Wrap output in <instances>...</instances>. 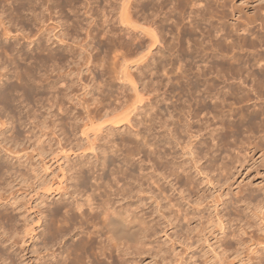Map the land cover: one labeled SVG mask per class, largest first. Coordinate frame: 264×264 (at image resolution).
Wrapping results in <instances>:
<instances>
[{"label": "bare ground", "instance_id": "obj_1", "mask_svg": "<svg viewBox=\"0 0 264 264\" xmlns=\"http://www.w3.org/2000/svg\"><path fill=\"white\" fill-rule=\"evenodd\" d=\"M12 1H14V5H15V1L16 0H12ZM18 1V0H17ZM20 1H22V0H20ZM36 1V0H35ZM39 1H41V0H39ZM39 1H37L36 3H38ZM54 1V0H53ZM56 1V0H55ZM59 1V0H58ZM57 1V2H58ZM92 1H94V0H92ZM91 1V2H92ZM97 1H99V0H97ZM96 1V2H97ZM101 1V0H100ZM104 1H106L104 4L107 6V8H108V5H109V10H110V12H107L106 10H103V9H105L106 8V6L104 7V6H101V8H102V13H101V15H103V20H102V22L100 21L101 19H100V17L98 18V16H101L100 14L98 15V10H100L99 8H97V7H99L97 4V6H96V8L98 9H96V11H97V13L95 12H91V2L90 1H86L87 3H86V7L84 8V12L83 13H81L80 11H79V9H77L78 7V3L80 2V0H66V5L67 6H71V7H69L71 10H70V12H72L73 13V18H70L71 17V15H72V13H71V15H70V12L69 13H67V15H65L66 17L68 16H70L69 18L70 19H72L71 21H72V27L71 26H69V24H71V22H70V20L68 19L67 20V18H66V22L67 21H69V24L68 23H66V24H68V27L70 28H72V30L71 31H66V33L68 32H75V37H76V35H77V37H79V36H81L82 35V38L80 37V39H78L79 41H75L76 39H75V37L73 36V34H72V36L74 37H71L70 35V37H71V39H73L75 42H74V44L75 43H77V45H78V47H77V51L78 52H76V48L75 49H72V48H70V47H72V46H69V48H66V57H68L67 59H66V61L69 59V57L71 58L70 59V61H71V63L72 64H74V66L73 65H71V64H68L69 63V61L66 63V64H68L69 66H72V68H74V70L73 71H70L68 74H69V77H70V75H71V77H72V75H75V77H73V79L71 78V80L70 79H68V81L70 80V82L73 80V82H71V83H69L68 81V83H69V85L71 86L73 83H76V84H73L72 85V87L75 89V88H77V89H75V91H74V89H70L69 87L70 86H67L66 85V127L68 128V130H69V134H68V136H67V134H66V150H64V147H63V140L62 139H58V137L56 138V143L55 144H57V146H58V148H59V150H52L51 152L50 151H48L47 150V152H46V150H44L45 148H43V144L45 143V142H47V140L49 139V142L50 141H53V133H56L55 132V130H56V127L58 126V124H57V122H56V118H55V121H53L52 123V125H47V120H41V121H35L36 119H35V117L33 116V117H31L30 118V116L29 115H27L28 117H29V124H31V126H34V127H38L39 126V131L38 132H33V131H30V132H32L31 133V136H28V139H27V141H28V145H25L24 144V147H21V149H22V151H24V154L26 155L27 153H28V150L30 149V147H31V149L33 148V150L32 151H37V155H39L40 156V160H41V164H38L39 163V157H37V165L34 167L33 165L31 166V161L30 162H28L27 161V163L25 162V161H23L22 162V160H21V158H23L24 156H20V152H18L17 150H16V148H19V146L22 144L21 142H20V139L18 138V140L17 139H12V140H7L6 138H4V137H1V136H3V133H2V131L0 130V149L2 150H5V153L4 154H2V151L0 150V264H29V262L31 261V262H35L36 261V264H48L49 263V261L47 260L46 261V257L48 256V253H47V255L45 256V255H43V253H42V255H40V256H35L34 257V259H33V257H30V258H26V256H27V254L29 253V251L30 252H32V254L34 255V252L36 253L37 251H38V248H33V246L36 244L35 242H34V240L37 238H40V237H43V239L42 240H44L45 239V241H43L42 242V244H44V246L46 247H48V245L49 244H51L52 242H54V241H56V240H58V238L60 239V238H62L63 236H65V234H66V264H125L124 263V260H126L125 258H126V256L127 255H129L130 254V251H131V249H135L136 247H137V245H136V243H137V237L141 234V236H143L142 237V241H140L139 240V242H141L140 243V247H148V246H150V248H151V245L153 244V242L155 241V236H156V234L157 233H159V232H156V229H157V225H158V228L160 227V230H161V232L162 233H164V235L166 236V240H172V239H176V240H179L180 242H183L184 244H187V245H189V247H191L192 246V244H190L191 243V240H192V238H193V229H194V231L196 230V227H194V225L193 224H195L196 223V225H197V222H196V220H197V216H199L198 214H201L202 212H203V210L204 209H206V208H213V210L211 209V211H209V213H210V215L208 216L207 215V219H208V221H209V223H210V226H214V224H218V226H220V231H221V233L222 234H224L225 232V227L226 226H224V220H223V217L225 216V213L224 214H222L221 215V213H222V211L225 209V207L224 208H222L223 210H221V209H219V204H216L215 203V205H210V204H208L209 202H207L206 204H205V202H206V200H208L207 198L208 197H212L213 198V194H212V192L210 193L211 195H207V194H209V193H207L209 190H212V189H210L209 187H208V185L209 186H213V185H215L214 187H216L217 185L219 186L220 184H222V183H220L219 184V181L217 180V181H215L216 179H214L213 178V176H211V171L213 170H211V168H212V166H211V161H212V159H214V152H213V150L212 149H214V148H212L211 146L213 145V143H212V145L210 144L209 145V143H211V142H209L208 143V145H204V143L208 140H206V137H207V135H208V137L207 138H209L210 140H212V141H218V138H220L222 135L223 136H225V135H227V132H225L224 133V129L223 130H220V128L222 129L223 128V126L221 127V125H223V124H225V123H227V125H232V126H235L234 125V122L235 123H237V127H238V123H240L239 125H243L244 127H245V123H250V124H253V123H257L255 120H259V122L262 120V122H263V124H264V104H263V106L261 105V107H260V109L258 108V110H256V109H254L255 111H253V109H252V111L251 110H249V111H251L250 113H249V111L246 113V114H248V115H245V112H243V111H245V105H244V108L245 109H243L242 107L243 106H241V108H239L241 111H242V113L247 117H245L242 113H241V111H240V113L242 114V115H240V116H242V118L244 119L243 121L245 122V120L246 119H248L247 120V122H245V123H243V124H241V121H237V120H235L234 121V119L233 118H237L236 117V115H232V114H230V112L231 113H233L234 111H235V108L236 107H238V105H240V104H238L237 105V103H235V105H237L236 107H233V106H231L230 105V103H232V105H234L233 103L234 102H227L226 103V100L227 99H229V98H227L226 99V95H230L232 98L231 99H233V97L235 98V99H240L241 97H242V100L244 99L245 100V102H247V100L248 101H250L249 99L250 98H252V97H256L257 99L260 97V98H263L264 96V35H263V33H257L258 35H256L255 37H256V39L254 38V36H253V39H252V41L254 40L255 41V46H254V48H253V45H252V48L253 49H255V47H258L257 48V50H255V51H257L256 53H255V57H254V55H252L251 57L252 58H250V56L247 58L246 57V59L244 58L243 59V57L241 58V59H243V61L242 60H240L238 63H237V65H236V63L235 62H233V64H232V66L231 67H233L234 69H235V65L237 66V67H239V71L241 70V72L242 71H244V69H245V71L247 72H242V73H240L242 76L240 77V75L239 74H237L236 72H238L236 69L234 70V71H236L235 73L237 74V75H239V76H236V75H234V77H237V80H242V78L244 77V80H242L243 82H245V83H243L244 85L246 84H250L248 81V83L246 82V80H248V78H250V79H252V76H254L253 77V79H255V80H253V81H255V82H253V84H252V82H251V86H247V87H249V89L247 90V88L245 87V88H241V86L239 87V85H240V83L239 82H237V83H239V85L237 86V87H235V86H233V84H232V86L231 87H229L230 88V90H228V92L227 93H229V94H227L226 92H224V94H223V97L220 95V94H218V93H220L219 92V90H225V89H228V87L226 88V86L225 85H223V86H225V87H222V89H221V87H220V84H219V86L217 85V83H219V82H222L223 80L222 79H224V78H226L225 76H227L225 73H227L228 74V78L226 79V80H229L230 79V77H231V75H230V77H229V73H228V70H230L229 69V65H228V62L226 63V62H224V63H226L229 67H228V70L227 69H225V70H227L226 72H224L223 71V73L225 74V76H224V78H222L223 76H220V77H218V75L219 74H217L216 73V71H213V72H215L216 73V76H215V74L213 73V72H211L212 71V69H211V71H208L209 70V68H212L214 65H213V63L211 64L210 62H212L213 60H215L214 58L212 59V58H210L211 57V54H210V52H208L206 55L204 54L206 51H208L209 50V48H208V50H203L204 48L205 49H207L206 48V46H204V45H207V43L209 42V43H217L218 45H216V44H210V45H212L211 47H213L212 48V50H214V48L215 47H217V49H216V52H220V51H217V50H219V49H222V47H223V49L225 48V46H223L224 44L226 45V42H228L229 40L228 39H230L231 37V35H232V37H233V33L230 35V33L231 32H229V30H228V28H229V24H227V21H225V23H224V21H220L221 19H222V17H225V16H227V14L229 13V10H230V12L231 13H229V14H232V17H235V16H237V13H240V11H238V10H236L235 8H233V6L231 5V3H232V1L233 0H143L146 4H145V8H144V11H146V15H145V18H146V20H147V24H148V28L145 26L146 25V23L144 22V20H145V18H143L144 16H143V13H141V12H143V11H141V9L138 7V10L139 11H141V12H139L138 10H136V11H132V12H134V13H136L137 12V14H139V13H141V17H142V19H144V20H142L141 19V17H139V15L137 16V17H139V19H138V21L135 19V20H133V15H135L136 16V14H134L133 13V15H131V5H134V4H138L139 3V1H141V0H103L102 2H104ZM118 1H119V5H121V6H119V5H116L117 3H118ZM6 2V1H5ZM25 2H28L27 0L25 1ZM24 2V3H25ZM44 2V4H45V2H46V0H44L43 1ZM43 2H42V4H43ZM49 2V0L47 1V3ZM76 2H78L77 4H76ZM143 2V3H144ZM13 3V2H12ZM16 3H18V2H16ZM20 3H22V2H20ZM20 3H18V4H16V6H18ZM28 3H31V5L29 4V6L30 7H28V6H26V7H28V8H31L32 7V5H33V3H34V1L32 2V0H29V2ZM35 3V4H36ZM41 3V2H40ZM50 3H53V2H50ZM63 3V2H62ZM62 3H60V4H62ZM94 3L95 2H93V5H94ZM98 3V2H97ZM107 3V4H106ZM233 3H234V1H233ZM1 4V3H0ZM9 4V3H8ZM27 4V3H26ZM25 4V5H26ZM39 4V3H38ZM38 4H36V5H38ZM42 4H40L41 5V7L43 6ZM59 4V5H60ZM80 5V7H81V3H79ZM90 4V6L91 7H88V5ZM99 4H101V2L99 3ZM103 4V3H102ZM140 4V3H139ZM24 5V4H23ZM23 5H21V6H23ZM50 5V4H49ZM65 5V4H64ZM65 5V6H66ZM114 5H116V6H114ZM144 5V4H143ZM142 5V6H143ZM10 6V4L8 5V7ZM11 6H12V4H11ZM20 6V7H21ZM39 6V5H38ZM37 6V7H38ZM46 7L48 6V4L47 5H45ZM54 6H55V2H54ZM61 6V5H60ZM117 6H119V7H121L119 10H118V7ZM138 6V5H137ZM140 6V5H139ZM235 6V5H234ZM2 7V6H1ZM3 7H4V5H3ZM14 7V9H16V8H20L19 6L18 7H16L15 8V6H13ZM13 7H9L10 9L12 8L13 9ZM26 7H24L23 6V8H25L24 10H27V8ZM35 7V5L33 6V8ZM56 8H57V6H55ZM54 7V8H55ZM62 7V6H61ZM111 7V8H110ZM117 7V8H116ZM141 7V6H140ZM236 7V6H235ZM22 8V7H21ZM20 8V9H21ZM82 8V7H81ZM93 8H94V6H93ZM133 8V7H132ZM135 8V7H134ZM143 8V7H142ZM4 9L5 8H3L2 10L4 11ZM11 9V10H12ZM32 9V8H31ZM31 9L30 10H27V11H30V13H31ZM42 9V10H41ZM45 9H48V8H45ZM59 9H61V8H59ZM65 9V8H64ZM77 9V10H76ZM2 10H0V11H2ZM7 10L9 11V9L7 8ZM10 10V11H11ZM17 10V9H16ZM14 11V10H12V11H14V12H18L17 14L15 13H13L14 14V16L15 15H17V17L20 15V17L21 16H23L22 14H19L20 13V11H21V13H22V11L24 12V10H17V11ZM33 10V9H32ZM37 10H39L38 11V14L40 15L41 13H42V11L44 10L43 8H37L35 11H37ZM55 9H53V11H54ZM108 10V9H107ZM133 10V9H132ZM143 10V9H142ZM7 11V12H8ZM34 11V10H33ZM34 11V13L37 15V12H35ZM57 11V10H56ZM67 11H68V9H67ZM66 11V12H67ZM104 11H106V12H104ZM114 11H119V14L117 13V15H116V12H115V14H114ZM4 12H6V10L4 11ZM3 12V13H4ZM6 12V13H7ZM40 12V13H39ZM44 12L45 11H43V14H44ZM48 12V11H47ZM46 12V13H47ZM63 12V11H62ZM264 7H262V9H260V10H253V13H252V15L250 14L251 12H249V17L247 18L248 19V21L251 23V22H254V21H256V22H258V17L259 18H262V20L261 21H264ZM2 13V12H1ZM2 13V14H3ZM28 13V12H27ZM33 13V12H32ZM49 13V12H48ZM50 13H52L53 14V12L51 11ZM49 13V14H50ZM54 13H56V12H54ZM100 13V12H99ZM2 14H0V15H2ZM5 14V13H4ZM9 14H10V12H9ZM8 13H7V16L9 15ZM25 14H26V11H25ZM24 14V15H25ZM43 14H41V15H43ZM51 14V15H52ZM58 14V13H57ZM69 14V15H68ZM218 14H220L222 17L221 18H219L218 17V19L217 18H215ZM228 14V15H229ZM11 16H12V12H11V14H10ZM9 15V16H10ZM40 15V16H41ZM59 15V14H58ZM58 15L56 16L57 17V19H58ZM119 15V16H118ZM168 15V16H167ZM220 15H218V16H220ZM2 16H4V15H2ZM8 16V17H9ZM53 16V15H52ZM51 16V17H52ZM115 16H117V17H115ZM131 16H132V20L130 21V19H131ZM167 16V17H166ZM231 16V15H230ZM239 16V17H238ZM237 17H238V21L236 22L238 25H240L241 23L240 22H244V23H247L248 21H240L239 20V18H241V16L242 15H238ZM1 17V16H0ZM29 18V15L28 16H26V18ZM31 17V16H30ZM37 17H39L38 15H37ZM41 17H43V16H41ZM54 17H55V14H54ZM56 17L54 18V19H56ZM14 18H16V17H14ZM40 18V17H39ZM65 18V17H64ZM101 18H102V16H101ZM171 19V21H172V19H175V22H173V23H175V27L176 28H174V29H177L178 27H179V30L177 29V30H171V27H168L167 25H166V21L164 22L165 23V25H166V28H168V30H171V31H175V32H177V33H179L180 31L182 32L183 31V29H181L180 30V28L182 27V28H184V29H186L187 27H185V26H187V25H183V26H181L180 27V25H182V24H186V23H184V21L186 20V22H189V24H188V26H190V25H193L194 27V30H196V28H197V32L199 31V33H201V36H200V38H197V41H194V42H197L198 44H199V46L200 45H202L203 44V48H202V46H201V49L203 50L202 51V55H205V59H206V56L208 57L209 55H210V57H208L209 59V61H207V59L206 60H204V58L202 59L200 56H199V52L201 51V49H199L200 51L199 52H194V53H196L195 55L199 58H201V60H199L192 52V54H193V56H195L197 59L196 60H193L194 58H193V56H191L193 59L191 60V58H189L188 56H185V58L187 57V58H189V59H185V61L183 62V66H184V69L187 67V66H190V65H196L197 67H198V69H200L199 70V72H198V74H196V73H194L193 71H194V69L195 68H192L193 70H192V72H188L189 74H190V76L191 77H189L190 79L192 78V74H195L194 76H197L198 75V77L197 78H195L194 76H193V78H195V81L196 80H198V82H200L199 80H202L201 82H204V85L205 84H207V85H209L211 88H213V90L215 89V90H217L215 87H220V89H218V93H216L217 91H215V92H213V91H211L212 89L211 88H209V87H206V90L207 91H205L204 90V87L199 83V85L200 86H202L203 87V90H204V92H205V96H206V98L208 99V97L210 98V100L208 101V102H206L205 100H206V98H204V97H200L199 95V97L200 98H203V100L204 101H201L200 100V98H199V100L201 101V102H203L202 103V105L200 106V109H199V104L198 103H196V104H198V106L196 105V107H198V108H195L194 106H192L191 107V105L189 106V103L188 104H186L187 106H184V105H182L183 104V102H185V101H183L182 102V98H181V102H182V104L180 103V105L181 106H179V104L178 103H175L176 101H171V92L170 91H172V89H171V87H172V84H176L177 82H178V80H180V78L178 79V77L179 76H177V75H182L183 76V73L181 74H179V71H184V70H179L178 71V67H176V69H174V67H172V66H170L169 65V63H168V65H169V67L170 68H173L174 70L172 71V72H174V71H176V73L174 72V73H172V74H177V72H178V74L177 75H175V76H172L171 75V70L172 69H170V68H168L167 67V61H166V57L164 56V54H161L160 53V48H159V50H158V46H157V52H159L161 55H160V57L158 58V56L156 55L157 53H155V52H152V51H148L147 49L149 48V50L151 49L150 48V46L152 47V48H154V47H156L155 45L158 43V41H159V36L157 37V35H159L158 33H157V28L158 27H160V28H162V27H164V26H162L161 24H164V23H162L163 22V19ZM186 18H188V21H187V19ZM226 18V17H225ZM3 19H4V17H3ZM3 19H0V26L3 24ZM10 19H13V16H12V18H10ZM17 19V18H16ZM20 19V18H19ZM29 19H31V18H29ZM46 19H48V17L46 18ZM51 18H50V15H49V20H50ZM63 19V18H62ZM140 19H141V21H143V22H141L140 21ZM230 19V18H229ZM232 19V18H231ZM246 19V20H247ZM7 20H8V18H7ZM59 21L61 20L60 18L58 19ZM58 20H56V21H58ZM65 20V19H64ZM88 20V21H87ZM223 20H224V18H223ZM234 20H236V19H234ZM241 20H243L242 18H241ZM260 20V19H259ZM13 20H11V22H12ZM17 21H18V19H17ZM40 21H45V22H43V25H44V23L46 24V20L45 19H41ZM62 21V20H61ZM60 21V22H61ZM133 21V22H132ZM135 21H137L138 23H140L141 22V24L144 26V27H142V25L141 24H139V25H137V27H142V28H144V30L146 29V30H148V33H142L141 32V35L143 34V36H144V34L146 35V36H148L147 38L149 39L150 38V40L149 41H151V43L148 41V39H147V41H146V44H148V42H149V44L148 45H150L149 47L145 44L144 46H147L148 48L146 49V53L147 52H151L152 54L153 53H155V54H153V55H151L150 56V54H149V57H144L145 58V69L144 70H142L143 72H139L141 69H143L144 67L142 66H139V67H141V69L140 68H138V69H140L138 72H139V74L137 73V76H135V77H137V79L138 80H140V81H142V87H143V89L141 90V92H142V94H141V92H139V91H137L138 93H140V95L138 94V96H139V99H137V100H134V98L133 99H130V98H128V96L127 95H125V96H127V98H125V96L123 95L124 93H122L123 92V90H121L120 89V91H122L121 93H119L117 90H116V88H121V87H123L122 89H125V87L126 86H128L129 84H131V82H132V80L134 81V79L131 77L132 75L130 74V71H128L129 70V66H128V68H127V64H125V63H127V62H125V60L127 61V59L126 58H123V59H125V60H123L122 59V57L121 56H123V54L120 56V55H116L117 54V52H116V54H115V57L111 60V62L113 61V63H112V66H110L111 64L110 63H105V62H107V60L105 61V59L102 57V55H101V57L102 58H100V59H98L97 60V57L99 56V53L100 52H98L97 50H96V52H98L97 54L98 55H94V57L96 58V61H102V59H104V67L105 68H107L108 67V69H109V67H110V69H109V75L111 76V72L110 71H112L113 72V74L115 75L114 76V78L117 80V81H119V82H121V83H126V82H128L129 80V83H128V85H127V83L126 84H122V86L120 87H117L116 86V88L114 89V91H112V89H113V86L112 85H120L121 83H119V84H116L117 83V81H116V83L115 84H112V80H114L113 79V74H112V76L111 77H109V80H108V82L106 81V79H105V77H104V81H103V77L101 78L102 80H100L99 82H97L99 79V77L97 78V80H96V77L95 76H93L94 74H95V72H94V74H93V68H95V67H93L94 65L93 64H97V62L95 63V58L93 59L92 58V55H93V53L91 52L92 50H93V46L94 45H92V44H96V46H94V47H96V48H94V51H95V49H97V43L99 42V43H101V44H103L104 43V41H105V39L104 38H106V41L107 42H111L112 43V40H117V39H119L120 40V38L122 37V33H120L119 35L117 34V33H119L118 31L119 30H116V28L118 29L119 27L121 28V29H123V30H128L129 29V27H130V25L132 24L133 26H135L136 25V23H134ZM140 21V22H139ZM160 21H161V24H159L160 23ZM4 22H6V17H5V21ZM9 22V21H8ZM7 22V23H8ZM29 22L31 23V20H29ZM51 22V21H50ZM63 22V21H62ZM247 23V24H244V25H246L245 27H244V25H242V27L243 28H239V30H242L243 32L244 31H249L250 29H252L253 27H252V25H250V23ZM6 23V24H7ZM21 23H22V21H21ZM41 22H39V24H40ZM52 23H54V22H52ZM52 23H51V25H52ZM57 23V22H56ZM59 23V22H58ZM57 23V24H58ZM231 23V22H230ZM236 23H232L233 25L234 24H236ZM12 24V23H11ZM15 24V26L13 27V26H10L11 28H15V27H17V29H18V31H19V24L16 22V23H13V25ZM18 24V25H17ZM23 24V23H22ZM21 24V25H22ZM37 24V23H36ZM36 24H35V26H36ZM56 24V25H57ZM60 24V23H59ZM167 24H169V21H168V23ZM263 24V23H262ZM261 23H260V26L262 25ZM5 25V24H4ZM3 25V26H4ZM21 25H20V28L22 29V27H21ZM30 25V24H29ZM41 25V24H40ZM39 25V26H40ZM43 25L42 26H40V27H37V29L39 28H41V27H43ZM64 25V23L61 25V27ZM131 25V26H132ZM248 25H250L251 27L249 28V26ZM3 26H2V28H3ZM6 26V27H5ZM4 27L5 28H8L9 27V25H5ZM31 26H32V24H31ZM34 26V25H33ZM46 26V28H47V26L48 25H45ZM45 26L43 27V28H45ZM53 26V25H52ZM67 26V25H66ZM162 26V27H161ZM24 27V26H23ZM49 27V26H48ZM51 27V26H50ZM50 27H49V30H50ZM53 27H56V26H53ZM67 27V28H68ZM99 27H101V29L99 28ZM146 27V28H145ZM240 27H241V25H240ZM1 28V29H2ZM11 28H10V31H9V33H12L11 32ZM30 28V27H29ZM45 28V29H46ZM66 28V27H65ZM64 28V29H65ZM66 28V29H67ZM68 28V30H70ZM142 28H140L142 31H143V29ZM166 28L164 29V31L166 30ZM9 29V28H8ZM16 29V30H17ZM38 29V30H39ZM54 28H52L51 30H53ZM55 29H57V27L55 28ZM54 29V30H55ZM134 29H136V28H134L133 27V30ZM199 29V30H198ZM254 29V28H253ZM258 29H260V27L258 28ZM3 30H4V28L2 29V30H0V31H2L1 33H5L6 32V30L7 29H5V32H3ZM28 30V29H27ZM26 30V31H27ZM29 30H31V29H29ZM37 30V31H38ZM42 30H44V29H42ZM54 30H53V32H54ZM117 31V33H116V31ZM123 30H120L121 32L123 31ZM140 30V31H141ZM162 30V29H161ZM160 30V31H161ZM255 30V29H254ZM261 30H263L262 29V27H261V29H260V32H262ZM32 31V30H31ZM47 31H48V29H47ZM57 31H59V30H57ZM63 31V30H62ZM62 31H60L61 33H62ZM80 31H85L86 33V37H85V39H84V37H83V34H80V33H82V32H80ZM94 31H99L98 33H99V35L101 36L100 38H103L102 40V42H101V39L99 38V35H95L96 34V32H94ZM126 31L124 32L123 31V33L125 34L126 33ZM129 31H131V32H129ZM136 31V30H135ZM160 31H158V32H160ZM171 31H169V32H171ZM201 31V32H200ZM214 31V32H213ZM223 32V33H221V35L222 36H220L219 35V39H217L216 37H215V35H216V32ZM257 31V30H256ZM22 32H24V31H22ZM21 32V33H22ZM30 32V31H29ZM42 32V31H41ZM50 32V31H49ZM52 32V33H53ZM162 32H163V30H162ZM165 32H167L168 33V31H165ZM164 32V33H165ZM173 32L171 33L172 35H173ZM174 32V34H175V36H176V33ZM180 32V33H181ZM257 32H259V31H257ZM17 33V32H16ZM27 33V32H26ZM33 33V32H32ZM31 33V34H32ZM58 33V32H57ZM61 33L59 34L60 36H61ZM77 33V34H76ZM132 33H133V31H132V28L131 29H129L128 31H127V33L125 34L126 35V37H127V39H129V41L131 40L132 41V39L135 41V39L133 38V36L134 35H137V33L136 34H134L133 36H132ZM135 33V32H134ZM167 33H165V36H166V34ZM213 33H215V35L213 34ZM245 33V32H244ZM248 33V32H247ZM250 34H252L251 32H249ZM248 33V34H249ZM6 34H8V32L7 33H5V35ZM15 34V33H14ZM29 34V33H28ZM27 34V35H28ZM64 34V33H63ZM85 34H84V36H85ZM139 34V33H138ZM160 34H162V33H160ZM182 34H184V32H182ZM181 34V35H182ZM211 34H212V36H211ZM219 34V33H218ZM218 34H217V37H218ZM0 35H2V34H0ZM9 35V34H8ZM16 35V34H15ZM23 35V34H22ZM58 34H57V36H59ZM79 35V36H78ZM121 35V36H120ZM124 35V36H125ZM171 35V36H172ZM186 35H188V34H186ZM235 35V34H234ZM253 35V34H252ZM255 35V34H254ZM4 36V35H3ZM25 36V35H24ZM54 36V35H53ZM57 36H55V37H57ZM66 36H67V38H63L64 40H67V39H70L69 38V36L66 34ZM124 36L122 37V38H124ZM146 36H144V37H146ZM210 36H211V38H210ZM245 36H246V38L248 37V35H246L245 34ZM4 37H6V36H4ZM10 37V36H9ZM13 37H14V35H13ZM26 37V36H25ZM24 37V38H25ZM32 37V36H31ZM30 37V38H31ZM35 37V36H34ZM76 37V38H77ZM110 37L111 38H113L112 40H110ZM125 37V38H126ZM132 37V39H130ZM134 37H136V36H134ZM137 37H139V36H137ZM136 37V38H137ZM177 37H179V36H177ZM177 37H176V40H177ZM212 37H215L214 39L212 38ZM230 37V38H229ZM15 38H17L16 36H15ZM20 38V37H19ZM18 38V39H19ZM22 38V37H21ZM20 38V39H21ZM97 38L99 39V41H97V43H92L93 42V40L94 39H96L97 40ZM143 38V37H142ZM159 38V39H158ZM174 38V37H173ZM185 38L187 39V37L185 36V37H183V38H178V39H180L181 40V42H182V40H183V44H184V41H185V43L187 44L188 42H187V40H185ZM252 38V37H251ZM23 39V38H22ZM26 39V38H25ZM33 39H35V38H33ZM43 39V38H42ZM59 39V38H58ZM62 39V38H61ZM61 39L59 40V42H62L61 41ZM62 39V40H63ZM145 39V38H144ZM193 39V38H192ZM233 39H235V38H233ZM1 40H5V39H1ZM13 40H15V39H13ZM31 40V39H30ZM48 40V39H47ZM51 40V39H50ZM56 40V39H55ZM108 40H110V41H108ZM122 40V39H121ZM120 40V41H121ZM124 40V39H123ZM137 40V39H136ZM180 40H178V41H180ZM237 40V39H236ZM236 40H234L233 41V45H234V42H237ZM249 40V42H252L251 40H250V38L248 39ZM247 40V41H248ZM9 41V40H8ZM25 41V40H24ZM33 41V40H32ZM45 41V40H44ZM69 43H71V40L69 41V40H67ZM66 41V43L68 44V42ZM114 41V42H115ZM119 41V42H120ZM125 41V40H124ZM124 41L122 42L121 41V45H123V43H124ZM130 41V43L132 44L133 43V41L131 42ZM139 41V40H138ZM231 41H232V39H231ZM230 41V42H231ZM34 42V41H33ZM36 42V41H35ZM38 42V41H37ZM49 42V41H48ZM63 42H65V41H63ZM84 42V43H83ZM89 42H91L92 44H90ZM94 42H96V41H94ZM113 42V43H114ZM128 42V40H126L125 41V44L124 45H128V44H130V43H127ZM136 42V41H135ZM134 42V43H135ZM144 42V41H143ZM160 42H162V43H165V42H163L162 40H160ZM172 42V41H171ZM194 42L192 43L191 42V40H190V46H191V44H193V46L194 45H196V44H194ZM225 42V43H224ZM15 43V42H14ZM18 43V42H17ZM27 43H29V42H27ZM72 43H73V41H72ZM98 43V45H100ZM116 43V42H115ZM114 43V44H115ZM118 43V42H117ZM116 43V44H117ZM139 43H141V42H138L137 44H139ZM145 43V42H144ZM162 43H159L160 45L162 44ZM175 43V42H174ZM178 43H180V42H177V45H178ZM204 43H206V44H204ZM224 43V44H223ZM237 43H239V42H237ZM245 43V42H244ZM247 43V42H246ZM253 44H254V42H252ZM4 45H5V43H3ZM9 44V43H8ZM38 44H39V42H38ZM40 44H42V42L40 43ZM74 44H72V45H74ZM105 44H108V43H105ZM110 44V43H109ZM114 44H111V46L113 45L114 46ZM136 43H135V45H137ZM171 44H173V43H171ZM170 44V45H171ZM198 44H197V46H198ZM221 44H222V46H221ZM228 44V43H227ZM230 44L231 43H229L228 44V46L230 47ZM231 44V47H233V45ZM247 44H249V43H247ZM1 45V44H0ZM29 45V44H28ZM35 45H37V43H35ZM69 45V44H68ZM71 45V44H70ZM92 45V50L90 51L89 50V47ZM117 45H120V43H118ZM123 45V46H124ZM141 46L143 45V43L142 44H140ZM163 46L165 45V44H162ZM168 44H166L165 45V47L167 46ZM174 45L175 44H173V46L171 47L172 49L174 48L175 49V47L177 46H175L174 47ZM185 45V44H184ZM189 45L186 47V49H189V48H191L192 49V46L191 47H189ZM209 45V44H208ZM213 45H215V47L213 46ZM220 45V47L221 48H219L218 49V46ZM239 45V44H238ZM244 45V44H243ZM242 45V49H244L245 47V45L243 46ZM251 45H249V46H251ZM8 46V45H7ZM31 46V45H30ZM34 46V45H33ZM103 46V45H102ZM102 46H101V48H102ZM104 46H106V45H104ZM110 46V45H109ZM112 46V47H113ZM116 46V45H115ZM113 47V48H116V47ZM122 46V47H123ZM129 46V45H128ZM143 46V48H145ZM180 46H183V45H180ZM197 46H195L196 48H197ZM235 46H237V45H235ZM235 46H234V50H236L237 49V47L235 48ZM14 47V46H13ZM36 47V46H35ZM42 47V46H41ZM68 47V46H67ZM112 47H109V48H112ZM121 47V46H120ZM119 46H118V49L120 48ZM122 47H121V49H122ZM133 47V46H132ZM168 47H169V45H168ZM177 47H179V46H177ZM176 47V48H177ZM230 47V48H231ZM239 47V46H238ZM241 47V46H240ZM244 47V48H243ZM9 48H10V46H9ZM33 48V47H32ZM74 48V47H73ZM79 48V49H78ZM91 48V47H90ZM137 48V47H136ZM139 48V50L142 48H140V47H138ZM170 48V47H169ZM171 48H170V51H171ZM252 48H251V50H252ZM4 49V48H3ZM21 49H23V47L21 48ZM103 49V48H102ZM135 49V48H134ZM161 49H163L162 48V46H161ZM173 49V50H174ZM178 49V48H177ZM183 49L184 48H182V51H183ZM211 49V48H210ZM223 49H222V52H223ZM225 49H227V45H226V48ZM224 49V50H225ZM9 50V49H8ZM7 49L6 50H3L4 52H6V51H8ZM10 50H12V49H10ZM9 50V51H10ZM38 50H39V48H38ZM80 50V51H79ZM100 50V49H99ZM136 50V49H135ZM138 50V51H139ZM167 50H169L168 48H167ZM173 50H172V52H173ZM193 51H194V48L192 49ZM228 50V49H227ZM231 49H229V51H230ZM233 50V49H232ZM231 50V51H232ZM233 50V51H234ZM238 50V49H237ZM239 50H241V49H239ZM13 51V50H12ZM11 51V52H12ZM20 51V50H19ZM107 51V50H106ZM109 51L110 52H112V49L110 50L109 49ZM113 51H115V50H113ZM121 52H122V50H120ZM143 51V50H142ZM141 51V52H142ZM153 51H154V49H153ZM164 51V50H163ZM162 51V52H163ZM181 51V50H180ZM179 51V52H180ZM211 51V50H210ZM226 51V50H225ZM225 51H224V53H225ZM244 51V50H243ZM2 52V51H1ZM0 52V53H1ZM15 52V51H14ZM13 52V53H14ZM37 52V51H36ZM96 52H94L95 54H96ZM103 52H105V51H103ZM135 52V51H134ZM141 52H140V54L139 55H141ZM165 52V51H164ZM184 52H186V51H184ZM204 52V53H203ZM213 52V51H212ZM215 52V51H214ZM215 52V53H216ZM239 52V51H238ZM10 53V52H9ZM43 53V52H42ZM50 53V52H49ZM51 53H52V51H51ZM123 53V52H122ZM136 53V52H135ZM138 53V52H137ZM143 53V52H142ZM145 53V52H144ZM146 53H145V55H146ZM159 53H158V55H159ZM183 53V52H182ZM181 53V54H182ZM188 53H190V51H188ZM190 53V54H191ZM214 53V54H215ZM223 53V54H224ZM230 53H232V52H230ZM230 53H228V54H230ZM246 53V52H245ZM252 53V52H251ZM250 53V54H251ZM253 53H254V51H253ZM11 54V53H10ZM9 54V55H10ZM47 54V53H46ZM54 54V53H53ZM103 54V53H102ZM125 54V53H124ZM175 54H177V52L175 53ZM174 54V55H175ZM200 54H201V52H200ZM209 54V55H208ZM217 54V53H216ZM215 54V55H216ZM218 54H220V53H218ZM241 53H239V55H240ZM6 55H7V53H6ZM51 55V54H50ZM79 55H81L80 56V58H74V57H79ZM109 55V54H108ZM184 55H185V53H184ZM183 55V56H184ZM186 55H188V54H186ZM215 55H214V57H215ZM226 55L227 54H225V55H222L221 54V58L222 57H226ZM231 55V54H230ZM234 55V54H233ZM237 57H238V53L236 52V54H235ZM249 55V54H248ZM39 56H41V55H39ZM45 56V55H44ZM46 56H49V55H46ZM52 56V55H51ZM104 56V55H103ZM127 55H125V57H126ZM138 56V55H137ZM142 56V55H141ZM183 56H181L180 55V57L182 58ZM218 56V55H217ZM232 56V55H231ZM236 56H234L235 58H237ZM241 56V55H240ZM75 59V60H73L72 61V59L73 58ZM105 57H106V55H105ZM134 57V56H133ZM157 57V58H156ZM179 57V56H178ZM212 57H213V55H212ZM229 57V56H228ZM2 58V57H1ZM43 58H45V57H43ZM48 58V57H47ZM121 58V59H120ZM143 58V59H144ZM180 58V59H181ZM184 58V57H183ZM216 58V57H215ZM221 58H220V55L218 56V58H217V63L215 62V66H218L219 67V65H217V64H219L220 62H221ZM227 58V57H226ZM226 58H224V59H226ZM231 58L232 57H230V59H228L229 60V62L231 61L232 62V60H231ZM239 58V59H240ZM51 59V58H50ZM91 59H93V60H91ZM111 59V58H110ZM219 59H220V62H219ZM223 59V58H222ZM226 59V60H227ZM115 60V61H114ZM121 60H123V61H121ZM129 60V59H128ZM225 60V61H226ZM227 60V61H228ZM235 61H236V59H234ZM233 60V61H234ZM238 60V59H237ZM3 61V60H2ZM45 61V60H44ZM47 61V60H46ZM50 61V60H49ZM53 61V60H52ZM224 60H222V62H223ZM1 62V61H0ZM13 62V61H12ZM15 62V61H14ZM109 62H110V60H109ZM133 62V61H132ZM131 62V63H132ZM143 62V63H142ZM230 62V63H231ZM56 63V62H55ZM100 64H101V66H102V62H99ZM139 63V62H138ZM138 63H137V65H138ZM5 63H3V65H4ZM106 64V65H105ZM140 64L141 65H143L144 64V61L143 60H141V62H140ZM222 64V63H221ZM226 64H223V65H225L226 67H227V65ZM2 64H1V66H3ZM67 65V66H68ZM109 65V66H108ZM66 66V67H67ZM96 66V65H95ZM98 66V65H97ZM100 66V65H99ZM100 66V68H102ZM107 66V67H106ZM134 66H136V65H134ZM214 66V68H216ZM225 66H221L220 65V67L222 68H224ZM5 67V66H4ZM93 67V68H92ZM103 67V68H104ZM179 67H181V66H179ZM191 67V66H190ZM189 67V71H190V68ZM225 67V68H226ZM253 67H255V69L257 70V71H252L250 68H253ZM256 67H258V69L256 68ZM6 68V67H5ZM71 68V69H72ZM182 68V67H181ZM220 68V69H221ZM1 69H3V68H1ZM70 68H69V70H71ZM97 69H99V68H97ZM183 69V68H182ZM187 70H186V72L188 71V67L186 68ZM198 69H196V70H198ZM250 69L251 71H248V70ZM66 70H67V68H66ZM106 70V69H105ZM105 70H103L102 69V71H105ZM217 70V69H216ZM223 70V69H222ZM232 70V69H231ZM37 71V70H36ZM95 71H96V69H95ZM108 71V70H107ZM207 71L208 72H211V73H213L214 74V76L215 77H218V80L213 76V78L211 77L212 76V74H211V76L209 75L210 73H208L207 74ZM218 71H219V73L221 72V70H219V68H218ZM234 71H232L233 73H234ZM1 72V71H0ZM68 72V71H67ZM19 73V72H18ZM38 73V72H37ZM88 73V74H87ZM184 73H185V71H184ZM192 73V74H191ZM223 73L221 72V74L220 75H223ZM245 73V74H244ZM4 74H5V72H4ZM68 74H66V75H68ZM93 74V75H92ZM188 74V75H189ZM231 74V73H230ZM32 75V74H31ZM102 75V74H101ZM105 75V74H104ZM131 75V76H130ZM184 75H187V73L186 74H184ZM207 75H209L208 77H207ZM233 75H232V77H233ZM85 76H88V77H86V79H85ZM177 76V82L175 83V81L173 80V77H176ZM181 76V77H182ZM6 77V76H5ZM68 76H66V78H67ZM132 79H131V78ZM183 77H185V76H183ZM182 77V79H181V81L180 82H178V85H180L179 83H181L182 81V83L184 84L185 83V81H184V78ZM188 77V76H187ZM209 77L211 78V79H216L218 82L216 83V85H215V82H212L213 80H211L210 81V79H209ZM231 77V78H232ZM238 77L240 78V79H238ZM74 78H75V81H74ZM112 78V80H110ZM186 78V77H185ZM189 78H186V83H188V81L190 80ZM220 78V79H219ZM187 79H189V80H187ZM234 79V78H233ZM233 79H231V80H233ZM67 80V79H66ZM175 80H176V78H175ZM204 80V81H203ZM219 80H222V81H219ZM226 80H225V82L224 83H226ZM101 81H103L104 83H105V85L104 84H102L101 83ZM111 81V82H110ZM114 81V82H115ZM193 81H194V79H193ZM250 81V80H249ZM23 82V81H22ZM39 82V81H38ZM61 82V81H60ZM64 82V81H63ZM112 84L111 86H112V88H110V83ZM191 82V83H190ZM190 84H195V83H192V79L190 80ZM212 82V83H211ZM222 82V83H223ZM233 82V81H232ZM41 83V82H40ZM44 83V82H43ZM101 83V84H100ZM107 83V84H106ZM182 83H181V85H182ZM188 83V84H189ZM197 83V82H196ZM214 83V84H213ZM229 84H230V82H228ZM242 83V82H241ZM141 84V83H140ZM187 84V85H188ZM203 84V83H202ZM29 85V84H28ZM49 85V84H48ZM75 85H77L76 87H75ZM101 85L103 86V87H101ZM124 85H126V86H124ZM134 87H135V85L134 84H132ZM185 85V84H184ZM184 85H182V86H184ZM186 85V86H187ZM207 85H205V86H207ZM215 85V86H214ZM226 85H228L227 83H226ZM245 85V86H246ZM45 86V85H44ZM50 86V85H49ZM48 86V87H49ZM79 86V87H78ZM137 86V85H136ZM177 86V85H176ZM193 86V85H192ZM197 86H198V83H197ZM196 86V87H197ZM5 87H7V86H5ZM10 87V86H9ZM19 87V86H18ZM35 87V86H34ZM161 87H162V89H165L164 91L161 89ZM199 87V86H198ZM197 87V88H198ZM3 88V87H2ZM8 88V87H7ZM29 89H30V87H28ZM47 88V87H46ZM51 88V87H50ZM70 90V91H67L68 89ZM127 88V87H126ZM136 88V87H135ZM138 88V87H137ZM173 88V87H172ZM223 88H225V89H223ZM4 89V88H3ZM11 89V88H10ZM9 89V90H10ZM12 89H13V87H12ZM17 89V88H16ZM24 89H26V88H24ZM36 89V88H35ZM37 89H39V88H37ZM129 89H130V87H129ZM134 89V88H133ZM133 89H131L130 91L131 92H133V96H134V93H136L135 92V89H134V91H132ZM199 89V88H198ZM200 89H201V87H200ZM211 89V90H210ZM1 90V89H0ZM5 91H6V89H4ZM23 90V89H22ZM49 90H51V89H49ZM77 90H79L80 91V93H79V91H77ZM115 90L118 92H116L115 94H114V92H115ZM126 90V89H125ZM124 90V91H125ZM138 90V89H137ZM161 90H162V92H161ZM202 90V89H201ZM202 90V91H203ZM5 91H3V92H5ZM11 91V90H10ZM16 91V90H15ZM17 91H19V89L17 90ZM33 91V90H32ZM36 91V90H35ZM45 91V90H44ZM52 91V90H51ZM127 91H129V90H127ZM174 91V90H173ZM1 92V91H0ZM3 92H1L2 93V95H4L5 96V98L7 97L8 98V95H10V94H7V93H3ZM14 92V91H13ZM29 92V91H28ZM53 92V91H52ZM144 92H146L145 93V95L147 94V100H148V102L147 103H145L144 101V103H145V105H144V107L145 108H143V109H145V112H143V113H145V121L143 120V123H142V121H141V123L143 124V128H138L140 125H141V123H140V119H138V117H139V115H140V113H139V115H138V112H140V107L139 106H142V102H141V97H142V95H143V93ZM177 92V91H176ZM181 92V91H180ZM179 92V93H180ZM200 92V91H199ZM198 92V93H199ZM211 92H213L214 94H212ZM22 93V92H21ZM30 93V92H29ZM48 93H50V92H48ZM130 93V92H129ZM129 93H128V95H129ZM184 93V92H183ZM206 93H207V95H206ZM221 93H223V92H221ZM244 94L245 96H247V98H248V96H249V99H247L246 100V97L244 96V95H241V94ZM13 94V93H12ZM23 94V93H22ZM31 94V93H30ZM58 94H59V92H58ZM127 94V93H126ZM137 94V93H136ZM185 94H186V92H185ZM189 93H187V97L189 96L188 95ZM190 94L192 95V93L190 92ZM196 94V93H195ZM201 94V93H200ZM217 94V95H216ZM238 94H240L241 95V97L240 96H238L239 98H237V95ZM250 94H251V96H252V94L254 95V96H252V97H250ZM2 95H0L1 96V98H4V96H2ZM20 95V94H19ZM144 95V96H145ZM190 95V96H191ZM204 94H201V96H203ZM218 95H220V96H218ZM13 96V95H12ZM15 96V95H14ZM18 96V95H17ZM48 96V95H47ZM112 96L115 98V100H113L112 99ZM130 96V95H129ZM132 96V97H133ZM137 96V95H136ZM135 96V99L136 98H138V96L136 97ZM141 96V97H140ZM179 96V95H178ZM197 96V97H198ZM236 96V97H235ZM244 96V97H243ZM263 96V97H262ZM49 97V96H48ZM54 97H56V96H54ZM183 97V96H182ZM186 97V98H187ZM192 97V96H191ZM197 97H195V98H197ZM0 98V99H1ZM4 98V99H5ZM6 98V99H7ZM11 98V97H10ZM15 98V97H14ZM183 98H185V97H183ZM185 98V99H186ZM194 98V96L191 98V99H195ZM121 99H123V101H121ZM144 98H142V100H143ZM174 99H176L175 97H174ZM187 99H189V98H187ZM191 99L190 100H188V102H191ZM215 99V100H214ZM231 99H229L228 101H236L235 99L234 100H231ZM13 100V99H12ZM22 100V99H21ZM50 100V99H49ZM133 100V101H132ZM146 100V101H147ZM178 101L180 100V98H178L177 99ZM184 100V99H183ZM197 99H195L194 101H196ZM199 100H197V101H199ZM251 100H253V99H251ZM255 100V99H254ZM253 100V101H254ZM259 100H261V99H259ZM6 101V100H5ZM9 101V100H8ZM119 101H120V103H119ZM141 102L140 103V105L138 106V105H136V104H139V103H137V102ZM199 101V102H200ZM256 101H258V100H256ZM255 101V102H256ZM1 102H3V101H1ZM7 102V101H6ZM11 103H14V102H12V101H10ZM51 102V101H50ZM180 102V101H179ZM237 102H238V100H237ZM242 101H240V103H241ZM244 102V103H245ZM8 103V102H7ZM22 103V102H21ZM70 105H69V104ZM119 103V104H118ZM143 103V104H144ZM193 103V102H192ZM228 103H229V105H230V107L231 108H233L234 109V111H233V109H230V107H229V109L227 110V105H228ZM243 103V102H242ZM241 103V105H243ZM258 103V102H257ZM4 104V103H3ZM52 104V103H51ZM61 104V103H60ZM115 104V105H114ZM178 104V105H177ZM204 104V105H203ZM227 104V105H226ZM1 105H2V103H1ZM5 105V104H4ZM9 105H11V104H9ZM50 105V104H49ZM194 105V104H193ZM234 105V106H235ZM3 106V105H2ZM7 106V105H6ZM62 106V105H61ZM60 105H59V108L61 107ZM210 108V109H206L207 111H208V113H211L209 110H211V111H213V112H217V110L219 111L221 108H226V110L228 111V114H229V116H231V118H232V121L227 117V115H226V111L224 110V109H221L220 110V113L221 114H216L215 116H212V115H214V114H212L211 116L213 117V119H210V117L208 118V114H207V117L205 118H202V115H203V113L204 112H206V110H204V109H201V108ZM226 106V107H225ZM246 106H247V103H246ZM257 106V105H256ZM10 107V106H9ZM9 107H7V108H9ZM15 107V106H14ZM54 107V106H53ZM187 107V108H186ZM194 107V108H193ZM0 108H2L1 106H0ZM4 108V107H3ZM142 108V107H141ZM193 108V109H192ZM248 108V107H247ZM23 109V108H22ZM49 109V108H48ZM76 109H79V110H76ZM238 109V110H239ZM250 109V108H249ZM10 110H12L11 108H10ZM60 110H62V107H61V109ZM64 110V109H63ZM198 110H204V112L202 111L201 113H200V111H198ZM224 110V111H223ZM229 110H231L230 112H229ZM237 111V110H236ZM47 112H48V110H47ZM212 112V113H213ZM225 114H224V113ZM10 113V112H9ZM59 113V112H58ZM217 113H219V112H217ZM236 114L237 113H239V111L238 112H235ZM234 113V114H235ZM239 113V114H240ZM1 114V113H0ZM3 114H4V112H3ZM49 114H50V111H49ZM48 114V115H49ZM200 114H202L201 116H200ZM5 115H7V114H5ZM9 115V114H8ZM52 115V114H51ZM206 115V114H205ZM210 115V114H209ZM237 116H238V114H237ZM246 118H244V117ZM261 116H262V118H261ZM144 117V116H143ZM211 117V118H212ZM258 117H260L261 118V120L260 119H258ZM1 118V117H0ZM11 118V117H10ZM37 118V117H36ZM255 118H257V119H255ZM2 119V118H1ZM216 119H219L218 120V122H219V124L217 123V121H216ZM238 119V118H237ZM239 119H241V117H239ZM255 119V120H254ZM97 120H99V121H101L102 123H100V124H98V125H96V123L95 122H97ZM58 121V120H57ZM98 121V122H99ZM234 121V122H233ZM255 121V122H254ZM133 122H135L134 124L136 125V126H138L137 128V132H134V133H137L136 135L137 136H140V135H142V136H144L143 138V141H142V144L141 145H143V142H144V148L147 150V153H146V158H147V161L149 162V165H148V167H147V171L144 173V175H145V177H146V181H145V186L144 187H142V188H140V189H138V190H134V189H132V188H130V187H124L123 185H117L116 183V185L117 186H115L114 188H111L110 190H108V189H101V187H96L95 186V189H93V188H87L86 186H79V183H69V184H67L66 185V190H64L65 192H63L62 193V197L64 196H68V198L66 199V204L65 205H63V206H61V205H59V203H60V201L61 200H57V201H55V203L57 204L58 202V205H55V208H54V210H52V211H54V213H61L62 211H61V208L63 207V208H65L66 210H65V212H66V233L65 234H62L63 232H61L60 234H56V232L54 233V235L53 234H51V236H49V237H47V236H45L46 235V233H45V235L43 234V232L41 231V235L40 236H38L37 234H34L33 232H35L36 230V228H34L33 226V224H34V221H36L35 220V217H37L38 219L37 220H39V219H41V218H43V214H44V208H42L41 207V204H42V202H43V200L44 199H46V198H48L49 197V195H46V193H41V194H43V196H47L46 198L44 197V199H41V196H36L37 194H40L39 193V190H41V188H45L46 186H48L49 185V187H47V188H51V183H52V176H49V172H48V170L49 169H51L50 168V166H49V162H51V161H58L57 159H59V161H60V159H62V161L63 160H65L64 161V163L66 164V163H70L71 161H74V159H75V157L76 158H83V157H85L86 159L88 158V154H86V152H84L85 151V149L87 150V148H85V146L86 147H88L87 145L88 144H90V145H93V147H94V143H95V139H94V136H93V139L95 140L94 142H90V132H89V129L87 130V127H92V131H95L94 133V135L96 136V132H98V131H100V130H102V129H104L105 130V128L107 129V127H109L110 125H112V127H113V131L114 132H120V130H121V127L122 126H124V125H129V124H131V126H132V123ZM261 122V123H262ZM220 123H222V124H220ZM247 123V125H249ZM89 124H91V125H89ZM133 124V125H134ZM258 124V123H257ZM257 124L255 125V126H253L254 128L255 127H257ZM87 125H89V126H87ZM94 125V126H93ZM219 125H220V127H219ZM246 125V126H247ZM254 125V124H253ZM261 125V124H260ZM87 126V127H86ZM249 126H251V125H249ZM248 126V127H249ZM259 126V125H258ZM262 126V125H261ZM50 127H51V130L49 131V129H50ZM112 127H111V129H112ZM125 127V126H124ZM127 127V126H126ZM242 127V126H241ZM240 126H239V129L241 128ZM252 127V126H251ZM251 127H249V128H251ZM260 127V126H259ZM259 127H257V128H255V129H257V130H259L258 128ZM263 127V126H262ZM66 128V129H67ZM132 128V127H131ZM225 128V127H224ZM236 128V127H235ZM123 129V128H122ZM127 128H125L124 129V131L126 130ZM232 129V128H231ZM248 129V128H247ZM253 129V128H252ZM251 129V131H255L254 129L252 130ZM110 130V129H109ZM130 130V129H129ZM235 130V129H234ZM238 130V129H237ZM264 130V129H263ZM59 131V130H58ZM67 131V130H66ZM108 131V130H107ZM127 131V130H126ZM135 131V130H134ZM233 131V130H232ZM109 132V131H108ZM121 132H123V131H121ZM238 132V131H237ZM258 132V131H257ZM260 132V131H259ZM50 133H52V136L50 137L49 135H50ZM66 133H68V132H66ZM128 133H130V131L128 132ZM127 132H126V134H128ZM131 133H133V132H131ZM141 133V134H140ZM143 133V134H142ZM231 133V132H230ZM78 134H79V136H78ZM98 134V133H97ZM107 134V133H106ZM105 134V135H106ZM111 134V133H110ZM235 134V133H234ZM249 134V133H248ZM252 134V133H251ZM19 135V134H18ZM57 135V134H56ZM55 135V136H56ZM71 135H73L72 137H74L72 140L70 139V136ZM131 135V134H130ZM135 135V134H134ZM258 135V134H257ZM260 135V134H259ZM124 136V135H123ZM249 136V135H248ZM254 136V135H253ZM106 137V136H105ZM104 137V138H105ZM226 137V136H225ZM255 138H256V136H254ZM253 137V138H254ZM108 138V137H107ZM131 138V137H130ZM222 138V137H221ZM251 138V137H250ZM254 138V139H255ZM261 138H263V137H261ZM58 139V140H57ZM80 139H84L85 141H87V144L86 143H84V144H86V145H83V143L81 144V142L79 141ZM92 139V138H91ZM133 139V138H132ZM223 139H225V138H222V140ZM258 139V138H257ZM62 140V141H61ZM71 140V141H70ZM74 140L76 141H78L79 143H77V141L75 142V143H73L74 142ZM114 140V139H113ZM123 140V139H122ZM122 140H120V141H122ZM125 140H126V137H125ZM124 140V141H125ZM145 140V141H144ZM205 140V141H204ZM221 140V139H220ZM221 140V141H222ZM261 140V139H260ZM91 141H93V140H91ZM110 141H111V139H110ZM115 141V140H114ZM127 141V140H126ZM130 141H132V140H130ZM130 141H128V142H130ZM135 141V140H134ZM202 141H204V142H202ZM220 141V142H221ZM250 141V140H249ZM69 142V143H68ZM83 142V141H82ZM133 142V141H132ZM140 142V141H139ZM138 142V143H139ZM208 142V141H207ZM219 142V143H220ZM29 143H30V146H29ZM92 143V144H91ZM112 143V142H111ZM121 143V142H120ZM247 143V142H246ZM50 144H51V142H50ZM97 144V143H96ZM122 144V143H121ZM130 144V143H129ZM135 144H136V142H135ZM215 144H218V143H214V145ZM118 145H120L119 143H118ZM117 145V146H118ZM123 145V144H122ZM139 145H140V143H139ZM251 145V144H250ZM18 146V147H17ZM57 146H56V148H57ZM96 146V145H95ZM110 146V145H109ZM114 146H116L115 144H114ZM257 146V145H256ZM90 147V146H89ZM88 147V148H89ZM93 147L91 146L90 148H92L93 149ZM111 147V146H110ZM211 147V148H210ZM213 147H215V146H213ZM218 147H219V145H218ZM259 147V146H258ZM114 148V147H113ZM112 148V149H113ZM216 148V147H215ZM256 148V147H255ZM53 149H55V148H53ZM109 149V148H108ZM136 149V148H135ZM142 149H143V147H142ZM219 149H221V148H219ZM251 149V148H250ZM50 150H51V148H50ZM93 150H95V149H93ZM114 150V152L113 151H111V153H115V149H113ZM144 150V149H143ZM216 150V149H215ZM214 150V151H215ZM223 150V149H222ZM46 153H45V152ZM90 151V150H89ZM97 151V150H96ZM95 151V152H96ZM103 151V150H102ZM107 151V150H106ZM105 149H104V152H102L101 154H98V155H102V154H105ZM110 151V150H109ZM118 151V150H117ZM138 151V150H137ZM145 151V150H144ZM48 152H50V154H48ZM95 152H93L94 154H96ZM119 152V151H118ZM217 152H219V151H217ZM223 152V151H222ZM99 153V152H98ZM107 153V152H106ZM118 154V153H117ZM219 154V153H218ZM223 154V153H222ZM248 154V153H247ZM31 155V154H30ZM90 155V154H89ZM97 155V154H96ZM95 155V156H96ZM119 155H121V154H119ZM127 155V154H126ZM138 155V154H137ZM216 155V154H215ZM12 156H14V157H12ZM51 156V157H50ZM73 156H74V158H73ZM105 156H107L108 158H109V155H103V159L105 158ZM115 156V155H114ZM219 156V155H218ZM15 157H16V159H15ZM42 157V158H41ZM100 157V156H99ZM106 157V158H107ZM49 158V159H48ZM98 158V157H97ZM101 158V159H102ZM106 158H105V161L101 164V166L103 165V169H101V171L102 170H105V167L104 166H106V164L105 163H109V161L108 160H106ZM107 158V159H108ZM217 158V157H216ZM15 159V160H14ZM99 159V158H98ZM98 159L96 160V162L98 161ZM110 159V158H109ZM112 159V158H111ZM116 159V158H115ZM122 159L123 160H125L123 157H122ZM128 159V158H127ZM246 159V158H245ZM244 159V160H245ZM254 159V158H253ZM34 160V159H33ZM80 160V159H79ZM91 160V159H90ZM87 161L85 164H84V162H83V165H80L78 168L76 167V169H75V171L73 170H71L72 168H70V166L71 165H67L68 167H69V170H71V174H70V177H69V180H73V178H75L76 176H74V175H76L77 174V172H79V173H85V172H87V171H85V169L87 168V164H88V162H90V163H92L91 161ZM113 160V159H112ZM120 160V159H119ZM163 160V161H162ZM202 160H205L204 161V163H201L202 162ZM83 161H84V158H83ZM108 161V162H107ZM114 161V160H113ZM126 161V160H125ZM78 162V161H77ZM81 162V161H80ZM101 163V161H98V163ZM123 162V161H122ZM147 162V163H148ZM241 162V165L243 166V163H242V161H240ZM75 163V162H74ZM79 163V162H78ZM114 163H116V162H114ZM126 164V163H125ZM21 165H24V166H26V167H31L32 168V171L34 172V174H33V172H31L32 173V175H31V178L30 179H32V182H29L30 180H28V179H26L27 177L25 176V174L21 171V169L19 168V166H21ZM60 165V164H59ZM75 165H78L77 163L75 164ZM90 165V164H89ZM95 165H96V163H95ZM94 164H93V166L94 167H96ZM98 165V164H97ZM116 165V164H115ZM240 165V166H241ZM91 166H92V164L90 165V168H91ZM92 166V167H93ZM111 166V165H110ZM138 166V165H137ZM214 167L216 166V165H213ZM121 167H122V165H121ZM126 167V166H125ZM31 168H30V170H31ZM90 168H87V169H89L88 171H90ZM109 168V167H108ZM117 168V167H116ZM115 168V169H116ZM123 168V167H122ZM234 168H235V166H234ZM94 169V168H93ZM110 169V168H109ZM118 169V168H117ZM127 169V168H126ZM129 169V168H128ZM107 170V169H106ZM145 170H146V168H145ZM216 170V169H215ZM239 170V169H238ZM77 171V172H76ZM94 171V170H93ZM124 171H126V170H124ZM48 172V173H47ZM102 172H104V171H102ZM108 172V171H107ZM119 172V171H118ZM218 172H219V169H218ZM239 172V171H238ZM76 173V174H75ZM89 173V172H88ZM95 173H96V171H95ZM108 173H111V172H108ZM127 173V172H126ZM214 173H216V172H214ZM220 173V172H219ZM97 174H98V172H97ZM112 174V173H111ZM115 174H116V172H115ZM123 174V173H122ZM217 174V173H216ZM51 175V174H50ZM93 175V174H92ZM99 175V174H98ZM101 175V174H100ZM109 175V174H108ZM120 175V174H119ZM198 175H200V177H198ZM214 175V174H213ZM223 175V174H222ZM234 175V174H233ZM26 178H25V177ZM116 176V175H115ZM218 176H219V174H218ZM51 177V178H50ZM93 177H95V175L93 176ZM92 177V178H93ZM117 177V176H116ZM133 177V176H132ZM77 179H80V178H87L86 177V175L84 176V175H81L80 176V178L79 177H76ZM101 178V177H100ZM99 178V179H100ZM121 178V177H120ZM216 178V177H215ZM102 179V178H101ZM124 179V178H123ZM220 179H221V177H220ZM116 180V179H115ZM119 180V179H118ZM125 180V179H124ZM226 179H224V181H225ZM228 180H230V179H228ZM228 180H226V181H228ZM98 181V180H97ZM73 182V181H72ZM93 182H95V180L93 181ZM119 182V181H118ZM117 182V183H118ZM121 182V181H120ZM223 182V181H222ZM97 183V182H96ZM101 183V182H100ZM139 183V182H138ZM228 183H229V181H228ZM225 184V183H224ZM99 185V184H98ZM101 185V184H100ZM103 185V184H102ZM109 186H111V185H109ZM231 186V185H230ZM112 187V186H111ZM109 188V187H108ZM50 190V189H49ZM134 192H135V196H137L136 197V199H134V197L133 198H131L133 195H134ZM175 192H177L179 195H180V197H178V198H176L175 200L173 199L174 198V193ZM210 192V191H209ZM56 193H58V192H56ZM215 194V196H216V193H214ZM227 194L228 193H226L225 195L227 196ZM217 195H219L218 193H217ZM36 196V197H35ZM42 196V197H43ZM86 198H85V197ZM103 196H107L108 198H106V199H104V200H101L100 202H97V199L98 198H100V197H103ZM220 196V195H219ZM63 197V198H64ZM84 197V198H83ZM218 197V196H217ZM245 197V196H244ZM211 198V199H212ZM132 199H134V200H132ZM214 200L216 199V198H213ZM223 199V198H222ZM248 199V198H247ZM65 200V199H64ZM213 200V201H214ZM54 201V200H53ZM222 201V200H221ZM240 201V200H239ZM229 201L227 200V202L224 200L223 201V205H227L226 203H228ZM244 202V201H243ZM247 202V201H246ZM33 203H35L34 205H33ZM63 203V202H62ZM222 203V202H221ZM239 203V202H238ZM258 203V202H257ZM45 204V203H44ZM145 205L146 206V212H143V206L142 205ZM249 204V203H248ZM221 205V204H220ZM57 206V207H56ZM202 206H204V207H202ZM230 206V205H229ZM233 206V205H232ZM258 206V205H257ZM221 208V207H220ZM36 209V210H35ZM242 210V209H241ZM229 211V210H228ZM213 213V214H212ZM144 214V215H143ZM55 215V214H54ZM203 215V214H202ZM202 215H200V217H198V219L200 218H202L203 216ZM213 216H215L214 218H215V220H217V221H213L212 219H213ZM239 217V216H238ZM52 220V219H51ZM238 220V219H237ZM54 221V220H53ZM198 221V220H197ZM51 222V221H50ZM218 222V223H217ZM260 223V222H259ZM226 224V223H225ZM193 225V226H192ZM254 225V224H253ZM259 225V224H258ZM89 226L91 227V231L90 230H87L86 228H88L89 229ZM264 226V225H263ZM94 229H93V228ZM194 227V228H193ZM38 228V227H37ZM256 228V227H255ZM93 229V230H92ZM54 230V229H53ZM59 230V229H58ZM159 230V231H160ZM170 230H172L170 233H169V231ZM47 231H49V230H47ZM56 231H57V229H56ZM46 232V231H45ZM51 232H53V231H51ZM49 233V232H48ZM57 233H58V231H57ZM162 235V234H161ZM75 236H77L75 239H74V237ZM233 236H234V238L236 239V237H235V235L233 234ZM232 236V237H233ZM221 237V236H220ZM227 237V236H226ZM139 239H141V237H139ZM221 239L222 238H220V241H221ZM225 239V238H224ZM223 239V240H224ZM28 240L30 241V240H32V248H33V250H29L30 248H28V247H26L24 244H26V243H28ZM69 240H71L70 242H69ZM239 240V239H238ZM62 241H63V238H62ZM179 241L177 242V243H179ZM60 242V241H59ZM168 242V241H167ZM225 242V241H224ZM238 242V241H237ZM220 243V242H219ZM222 244H225L226 245V243H223V241L221 242ZM229 243H231V242H229ZM58 244V243H57ZM238 244H242L241 243V241H239L238 242ZM28 245V244H27ZM52 245V244H51ZM142 245V246H141ZM154 245V244H153ZM161 245V244H160ZM224 245V246H225ZM229 245V244H228ZM228 245H226V246H228ZM17 246V247H16ZM30 246V245H29ZM54 246H55V244H54ZM138 246H139V244H138ZM219 246V245H218ZM224 246H220V247H218V248H221V247H223L222 248V250H224L225 251V249H230V247H227V248H224ZM242 245H240V247H241ZM189 247H187V248H189ZM236 247V246H235ZM239 247V246H238ZM239 247V248H240ZM250 247V246H249ZM31 248V249H32ZM138 249H139V247H137ZM153 248V247H152ZM172 248V247H171ZM232 248V247H231ZM170 248H165L164 246H161V247H158L156 250H158V252L159 253H161V252H167L168 250H169ZM236 249V251L238 250L237 248H232V250H235ZM18 250H20V251H18ZM50 250V249H49ZM53 250V249H52ZM146 250V249H145ZM172 250V249H171ZM170 250V251H171ZM216 250V249H215ZM252 250V249H251ZM254 250V249H253ZM172 251H174V252H176L175 251V248H173V250ZM223 251V252H224ZM227 251V250H226ZM46 252V251H45ZM48 252V251H47ZM133 252V251H132ZM149 252H150V250H149ZM219 251H216L215 252V256L217 257L218 256V258H220V257H222V256H220V255H222V254H219L218 253ZM223 252H221V253H223ZM257 252H258V250H257ZM50 253V252H49ZM129 253V254H128ZM51 254V253H50ZM49 254V255H50ZM180 254V253H179ZM52 259H53V257H55V254L53 253V251H52ZM174 255H175V253H174ZM178 255V254H177ZM176 255V256H177ZM220 256V257H219ZM28 257V256H27ZM49 257V256H48ZM56 258H57V255H56ZM103 259V260H102ZM165 260V259H164ZM57 261V260H56ZM55 261V262H56ZM59 261V260H58ZM56 262V263H54V261H53V263H51V264H58L59 262ZM126 262V261H125ZM215 262L216 261H214V260H207L205 263L206 264H215ZM63 263V262H62ZM174 263L175 264H187V261L185 260V259H183V258H178V259H176V260H174Z\"/></svg>", "mask_w": 264, "mask_h": 264}, {"label": "rangeland", "instance_id": "obj_2", "mask_svg": "<svg viewBox=\"0 0 264 264\" xmlns=\"http://www.w3.org/2000/svg\"><path fill=\"white\" fill-rule=\"evenodd\" d=\"M6 1V2H5ZM26 0H22V1H20V0H16L15 1V5H14V1H12V0H0V10H2L3 8H5L4 9V11L6 10V12L8 11L7 10V8L9 9V11L7 12L8 14H9V12H10V14H11V12H12V16H13V19H10V18H12V16L10 15H8L7 16V13L6 12H4L3 10L2 11H0V14H2L3 12L5 13H3L2 15H4V16H2V15H0L1 17H0V19H3V17H4V19L2 20L3 21V24L0 26V30H2L3 28H4V30H3V32H5V29H7L6 30V32L5 33H7L8 32V34H6L5 35V33L3 34V33H1L2 31H0V34H2V35H0V91L1 92H3V91H5L4 89H6V91L5 92H3V93H7V94H10L11 92L13 93H11L10 95H8V98L6 99L5 98V96L4 95H2V93L0 92V95H2V96H4V98H1V96H0V106L2 107V108H0V117L2 118H0V130L2 131V133H3V136H1V137H4V138H6L7 140H12V139H17L18 140V138L20 139V142L22 143L20 146H19V148H16V150L18 151V152H20L19 154H20V156H24L23 158H21V160H22V162L23 161H25L26 163H27V161L28 162H30L31 160V166L33 165L34 167L37 165V160L39 161V163L38 164H41V160H40V156L39 155H37V151H32L33 150V148L31 149V147H30V149L28 150V153L25 155L24 154V151H22V149H21V147H24V144L25 145H28V141H27V139H28V136H31V133L32 132H30V131H33V132H38L39 131V126L38 127H34V126H31V124H29V117L27 116V115H29L30 116V118L31 117H35V121H41V120H47L48 122H47V125H52L53 123V121H55V118L58 120H56V122H57V124H58V126L56 127V130H55V132L56 133H53L54 135V137L52 136V133H50V137L52 136L53 137V141H50L51 142V144H50V142H49V139L47 140V142H45L44 144H43V148H45L44 150H46V152H47V150L48 151H52V150H59V148H58V146H57V144H55L56 143V138L58 137V139L60 138V139H62L61 141L63 142L62 144H63V147H64V150H66V134H67V136H68V134L70 133L69 132V130H68V128L66 127V85L67 86H70L69 85V83H71V82H73V80L70 82V80H71V78L73 79V77H75V75H72V77H71V75H70V77H69V72L70 71H73L74 70V68H72V66H69L68 64H71V65H73L74 66V64H72L71 63V61H70V57H69V59L66 61V59L68 58V57H66V48H69V46H72V47H70V48H72V49H75L76 48V52H78L77 51V47H78V45H77V41H79L78 39H80V37L82 38V35L81 36H79V37H77V35H76V37H75V32H71L72 34H73V36L75 37V41L77 42V43H75L74 44V40L73 39H71V37H73L72 36V34L69 32H67L66 33V31H71L72 30V19H70V18H73L72 16H73V13L72 12H70V8L69 7H71V6H67L66 5V0H49V2L47 3V1L48 0H46V2H45V4H44V0H41V1H39V0H32V2L34 1V3H33V5H32V9L35 11L37 8H43L44 10L43 11H45L44 12V14H43V11H42V13L41 14H43V15H41V16H43V17H41L39 14H38V11L39 10H37V11H35V12H37V15L40 17H37V15L34 13V11L31 9V8H28V7H30L29 6V4L31 5V3H28L29 2V0H27L28 2H25ZM37 1H39L38 3H36ZM58 1V2H57ZM86 1H92V0H80V2L79 3H81V7L79 6L80 4L78 3V2H76V4L78 5L77 7V9H79V11L81 12V13H83L85 10H84V8L86 7ZM97 0H94V1H92L91 2V6H90V4L88 5V7H91V12H96L97 13V11H96V9L97 8H99L100 10H98L99 12H98V15L100 14L101 15V13H102V11L103 10H106L107 12H110V10H109V5H108V8H107V6L104 4L106 1H104V2H102L103 0H99V1H97ZM233 1H234V3H233ZM232 1V3H231V5L233 6V8H237L236 10H238V11H240V13H237V16L238 15H242L241 16V18L243 19V20H241V18H239V20L240 21H248V17H249V12H251L250 14L252 15V13H253V10H260V9H262V7H264V0H233ZM13 2V3H12ZM16 2H18V3H20V2H22V3H20L18 6L20 7L21 5H23L24 7H26V6H28V7H26L27 8V10H30L31 9V13H30V11H27V10H24L25 8H23V6H21L19 9L18 8H16V7H18V6H16V4H18V3H16ZM25 2V3H24ZM41 2V3H40ZM42 2H43V4H42ZM50 2H53V3H50ZM54 2H55V6H57V8L54 6ZM63 2V3H62ZM93 2H95L94 3V5H93ZM101 2V4H99ZM144 1L143 0H141V1H139V3L138 4H134V5H131V15H133V13L134 12H132V11H136V10H138V7L141 9V11H143V12H141V11H139V12H141V13H143V18H145V15H146V11H144V8H145V2L143 3ZM10 4V6L9 7H13V6H15V8L17 9V10H24V12L22 11V13H21V11H20V13L19 14H22L23 16H21L20 17V15L17 17V15H15L14 16V14L16 13H18V12H14L16 9H14V7H13V9L12 10H14V11H12L9 7H8V5ZM27 3V4H26ZM38 4V5H36V4ZM60 3H62V4H60ZM103 3V4H102ZM11 4H12V6H11ZM26 4V5H25ZM40 4H42L43 6L41 7V5ZM48 4V6L46 7L45 5H47ZM50 4V5H49ZM62 6H60V5ZM66 6H65V5ZM99 6V7H97L96 8V6L97 5ZM107 4V3H106ZM120 3H119V1H118V3L116 4V5H119ZM144 4V5H143ZM3 5H4V7H3ZM35 5V7L33 8V6ZM116 5H114V6H116ZM138 5V6H137ZM141 7H140V6ZM143 5V6H142ZM236 7H235V6ZM2 6V7H1ZM38 6V7H37ZM93 6H94V8H93ZM101 6H106V8L105 9H103L102 10V8H101ZM119 6H121V5H119ZM119 6H117L118 7V10L121 8V7H119ZM55 7V8H54ZM116 7V8H117ZM133 7V8H132ZM135 7V8H134ZM143 7V8H142ZM45 8H48V9H45ZM59 8H61V9H59ZM65 8V9H64ZM96 8V9H95ZM111 8V7H110ZM53 9H55L54 11H53ZM67 9H68V11H67ZM76 9V10H77ZM94 11H93V10ZM108 9V10H107ZM133 9V10H132ZM143 9V10H142ZM11 10V11H10ZM16 10V11H17ZM42 10V9H41ZM57 10V11H56ZM121 10V9H120ZM25 11H26V14H25ZM50 13L51 11L53 12V14L52 13H48V12ZM63 11V12H62ZM67 11V12H66ZM106 11H104V12H106ZM2 12V13H1ZM28 12V13H27ZM33 12V13H32ZM47 12V13H46ZM54 12H56V13H54ZM70 12V15H71V13H72V15H71V17L69 18L68 16L66 17L65 15H67V13H69ZM94 12V13H95ZM115 12H116V15H117V13L119 14V11H114V14H115ZM14 13V14H13ZM40 13V12H39ZM59 15H58V14ZM141 13H139V14H137V12L136 13H134V14H136V16L135 15H133L134 17H133V20H137L138 21V19H139V17H141ZM229 13H231L230 12V10H229ZM228 13V14H229ZM264 13V12H263ZM25 14V15H24ZM53 16H52V15ZM54 14H55V17L58 15V19L60 18L61 20V22L57 19V17H56V19H54L55 17H54ZM103 14V13H102ZM227 14V16H225V17H222L220 14H218V15H220V16H216L215 18H217L218 19V17L219 18H221L222 17V19L220 20V21H224V23H225V21H227V24H229L230 26H229V28H228V30H229V32H231L230 33V35L233 33V37H232V35L229 37L230 39H228L229 41L228 42H226V45H227V49H225L226 48V45L224 44L223 46H225V50L223 49V47H222V49H223V52H222V49H219V48H221L220 47V45L218 46V49L219 50H217V51H220V52H216V49H217V47H215V45H213L215 48H214V50H212V48L213 47H211L212 45H210V44H213L212 42L211 43H207V45H204V46H206V48L208 47L209 48V50H208V48L207 49H203V50H208V51H206L204 54L206 55L208 52H210V54H211V57H210V55L208 56V57H210V58H214L215 60H213L212 62H210L208 59V57L206 56V59H207V61H209L211 64L213 63V65L215 66L216 64H215V62L217 61V58H218V56L220 55V58H221V54L222 55H225V54H227L226 55V57L228 58V59H230V57H232L231 58V60H232V62L230 63L229 62V60L226 58V57H222L221 58V62H220V59H219V64H217V65H219V67L218 66H215L216 68H214V66L212 67V68H209V70L208 71H211V69H212V71L211 72H213V71H216V73L217 74H219L218 75V77H220V76H223L222 78H224V76H225V74L227 75V76H225L226 78H224V79H222L224 82H225V80L228 78V74L227 73H223V71L225 70V69H227L228 70V67H229V69L230 70H228V73H229V77H230V75H231V77H232V75L234 74V75H236V76H239L240 75V77L242 76L240 73H242V72H246L245 71V69H244V71H242L241 72V70L239 71L238 69H239V67H237L236 65H237V63L240 61V60H242L243 61V59L245 58L246 59V57L248 58L249 56H250V58H252L253 56L252 55H254V57H255V53L257 52V51H255V50H257V48L258 47H255V49H253L254 48V46H255V39H256V35H258L257 33H263V35H264V21H261L262 20V18H259L258 17V22H256V21H254V22H249L250 23V25H252V27L255 29H253L250 25H248L249 26V28L251 27L252 29H250L249 31H242V30H239V28H243L242 27V25H244V24H247V23H244V22H240L241 24V27H240V25H238L236 22L238 21V17L237 16H235V17H232V14H229L228 15ZM29 15V18H31V19H29L28 17L26 18V16H28ZM49 15H50V20H49ZM69 15V14H68ZM139 15V17H137ZM231 15V16H230ZM31 16V17H30ZM52 16V17H51ZM101 16H102V18H101ZM101 16H98V18L100 17V21L102 22V20H103V15H101ZM119 16V15H118ZM168 16V15H167ZM166 16V17H167ZM5 17H6V22H4L5 21ZM14 17H16L17 19H18V21H17V19L16 18H14ZM48 17V19H46ZM65 17V18H64ZM115 17H117V16H115ZM138 19H137V18ZM7 18H8V20H7ZM20 18V19H19ZM63 18V19H62ZM66 18H67V20L69 19L70 20V22H71V24H69V21H67L66 22ZM75 18V17H74ZM73 18V19H74ZM223 18H224V20H223ZM230 18V19H229ZM232 18V19H231ZM43 20V19H45L46 20V24L44 23V25H43V22H45V21H40V20ZM65 19V20H64ZM141 19H142V17H141ZM141 19H140V21H141ZM187 19V21H188V18H186ZM234 19H236V20H234ZM247 19V20H246ZM260 19V20H259ZM11 20H13L12 22H11ZM29 20H31V23L29 22ZM56 20H58V21H56ZM132 20V16H131V19H130V21ZM142 20H144V19H142ZM166 22H165V21ZM9 21V22H8ZM21 21H22V23H21ZM51 21V22H50ZM88 21V20H87ZM137 21H135L134 23H136ZM139 21V22H140ZM168 21H169V24H167L168 23ZM8 22V23H7ZM20 23L18 26V28H19V31H18V29H17V27H15V28H11L10 26H15V24L13 25V23ZM39 22H41L40 24H39ZM52 22H54V23H52ZM58 24H57V23ZM133 22V21H132ZM141 22H143V21H141ZM141 22L140 23H136V25L135 26H133L132 24V26L130 25V27H129V29H131L132 28V31H133V33H132V36L134 35V34H136L137 33V35H134V36H139V37H134L133 36V38L135 39V41L132 39V37L130 38V39H132V41H133V43L131 44L130 43V41H129V39H127V37H126V33H127V31L129 30H123V29H121L120 27L117 29L116 28V30H119L118 32L119 33H117V31H116V33L119 35L120 33H122V37L124 36V38H120V40L123 42L124 40L126 41V40H128V42L127 43H130V44H128V45H124L125 44V41H124V43H123V45H121L122 43H121V41L119 40V39H117L116 41L115 40H112L113 38H111L110 37V40H112V43L111 42H107L106 41V38H104L105 39V41H104V43L102 42L103 40V38H100L101 36L99 35V31H94V32H96V34L95 35H99V38L101 39V42L103 43V44H101V43H99L100 45H98V43H97V41H99V39L97 38V40L96 39H94L93 40V42L92 43H97V49H95V51H94V48H96V47H94V46H96V44H92L91 42H89L90 44H92V45H94L93 46V50H92V45L89 47V50L93 53V55H92V58L94 59L95 57H94V55L96 56V55H98L97 53L98 52H100L99 53V56L97 57V60L98 59H100V58H104L105 59V61L107 60V62H105L106 64L107 63H110L111 65L110 66H112V63H113V61L111 62V60L115 57V54H116V52H117V54L116 55H122L123 54V56H121L122 57V59L123 58H126L127 59V61L125 60V59H123V60H125V62H127V63H125V64H127V68H128V66H129V70L128 71H130V74L132 75H130L133 79H134V81L132 80V82H131V84H129L128 85V83H129V81L128 82H126L127 83V85L128 86H126V85H124V86H126L125 87V89H122L123 87H121L122 86V84H126V83H121V82H119V81H117L115 78H114V74H113V72L112 71H110L111 72V76H112V74H113V79L114 80H112V78L110 79V80H112L113 82H112V84H115L116 83V81H117V83L116 84H119V83H121L120 85H112L110 82V88H112V86H113V89H112V91H114V89L116 88V86L117 87H121V88H116V90L119 92V93H121L122 91H120V89L121 90H123V92L122 93H124L123 95L125 96V95H127L128 96V98H130V99H133L134 98V100H137V99H139V96H138V94L140 95V93H138L137 91H139V92H141V90L143 89V87H142V81H140V80H138L137 79V77H135V76H137V73L139 74V72H143L142 70H144L145 69V58L146 57H149V54L151 53H149V52H147L146 53V49L150 46V45H148L149 44V42L151 43V41H149L150 40V38L148 39L147 37L149 36H146L147 34L146 33H148V30H144V28H142V27H144L143 25L147 22V20H146V18H145V20H144V24L142 25L141 24ZM166 23V25L168 26V27H171V30L173 29V30H179V27L177 28V29H174V28H176L175 27V23H173V22H175V19H172V21H171V19H163V22L162 23ZM231 22V23H230ZM239 22V21H238ZM7 23V24H6ZM12 23V24H11ZM37 23V24H36ZM51 23H52V25L53 26H56L57 27V29H55L56 27H53L52 25H51ZM64 23V25L61 27V25ZM66 23H68L69 24V26H71L70 28L68 27V24H66ZM165 23L164 24H161V21H160V23L159 24H161L162 26H164V27H162V28H160V27H158L157 28V33L159 34V35H157V37L159 36V41H158V43L155 45L156 47H154V48H152L151 46H150V50H149V48L147 49L148 51H152V52H155V53H157L156 55L158 56V58L160 57V55L161 54H164V56L166 57V61H167V67L168 68H170L169 67V65L170 66H172V67H174V69H176V67H178V71L181 69V70H184L185 71V73H184V71L182 72V71H179V74L181 73H183V76H185L186 78H189V77H191L190 76V74L188 73V72H192V68H195L194 69V73H196V74H198V72H199V70L200 69H198V67L196 66V65H190V66H187L188 67V71L186 72V68L184 69V66H183V62L185 61V59L187 58H185V56H190L189 58H191V60L193 59V60H196L198 57L196 56L197 54V52H199L200 50L199 49H201V46H202V48L204 47L203 46V44L202 45H200L199 46V44L197 43V42H194V41H197V38H200V36H201V33H199V31L197 32V28H196V30H194V26L193 25H190V26H188V24H189V22H186V20L184 21V23H186V24H182V25H180V27L181 26H183V25H187V26H185V27H187L186 29H184V28H180V30L181 29H183V31L182 32H184V34H182V32L180 33H177V32H175L176 33V36H175V34H174V32L173 31H171V30H168V28H166V25H165ZM232 23H236V24H232ZM244 23V24H243ZM260 23L262 24L261 26H260ZM9 25V29L8 28H5L6 26L5 25ZM22 24V25H21ZM30 24V25H29ZM31 24H32V26H31ZM35 24H36V26H35ZM57 24V25H56ZM139 24H141L142 25V27H137V25H139ZM5 27H4V26ZM20 25H21V27H22V29L20 28ZM34 25V26H33ZM42 26L43 25V27L45 26V25H48L49 27H50V30H49V27L47 26V28H46V26H45V28H43V27H41L39 30L37 29V27H40V26ZM67 25V26H66ZM2 26H3V28H2ZM24 26V27H23ZM140 26V25H139ZM146 27L148 26V24L146 23V25H145ZM246 25H244V27H245ZM30 27V28H29ZM68 27L70 30H68V28L66 29V28ZM133 27L134 28H136V29H134L133 30ZM145 27V28H146ZM260 27V29H261V27H262V29L263 30H261L262 32H260V29H258ZM2 28V29H1ZM10 28H11V32L12 33H9V31H10ZM52 28H54L53 30H54V32H53V30H51ZM65 28V29H64ZM100 29H101V27H99ZM140 28H142L143 29V31L140 29ZM148 28V27H147ZM166 28V30L165 31H168V33L167 32H165L164 31V29ZM17 29V30H16ZM28 29V30H27ZM29 29H31V30H29ZM42 29H44V30H42ZM47 29H48V31H47ZM163 30V32H162V30ZM27 30V31H26ZM38 30V31H37ZM57 30H59V31H57ZM63 30V31H62ZM120 30H123L124 32L126 31V33L124 34L123 33V31L121 32ZM136 30V31H135ZM141 30V31H140ZM161 30V31H160ZM199 30V29H198ZM259 31V32H257V31ZM22 31H24V32H22ZM30 31V32H29ZM42 31V32H41ZM50 31V32H49ZM60 31H62V33L60 32ZM158 31H160V32H158ZM169 31H171V32H169ZM17 32V33H16ZM22 32V33H21ZM27 32V33H26ZM33 32V33H32ZM53 32V33H52ZM58 32V33H57ZM80 32H82V33H80V34H83V37H84V39H85V37H86V32L84 31H80ZM129 32H131V31H129ZM135 32V33H134ZM141 32L142 33H145L144 34V36H146V37H144L143 36V34L141 35ZM167 33L166 34V36H165V33ZM173 32V35L171 34ZM201 32V31H200ZM214 32V31H213ZM249 32H251L252 34H248ZM16 35H15V34ZM29 33V34H28ZM32 33V34H31ZM61 33V36L59 35ZM64 33V34H63ZM139 33V34H138ZM160 33H162V34H160ZM219 33V34H218ZM221 33H223L222 31L221 32H216V35H215V33H213L214 35H215V37L217 38V39H219L220 37H219V35L220 36H222L221 35ZM23 34V35H22ZM28 34V35H27ZM57 34L59 35V36H57ZM66 34L69 36L70 34V36H69V38L70 39H67V40H71V43H69L67 40H64L63 38H67V36H66ZM77 34V33H76ZM84 34H85V36H84ZM182 34V35H181ZM186 34H188V35H186ZM217 34H218V37H217ZM235 34V35H234ZM245 34L246 35H248V37L246 38V36H245ZM255 34V35H254ZM6 36V37H4V36ZM13 35H14V37H13ZM26 37H25V36ZM54 35V36H53ZM172 35V36H171ZM10 36V37H9ZM15 36L17 37V38H15ZM32 36V37H31ZM35 36V37H34ZM55 36H57V37H55ZM121 36V35H120ZM177 36H179V37H177ZM187 37V39L185 38V40H187V42L189 41L190 42V40H191V42L193 43L194 42V44H198V46H197V44L196 45H194L193 46V44H191V46H192V49L194 48V51L191 49V48H189V49H186V47L190 44L189 42L186 44L185 43V41H184V44H183V40H182V42H181V40L180 39H178V38H183V37ZM211 36H212V34H211ZM211 36H210V38H211ZM253 36H254V40L252 41V39H253ZM256 36V37H255ZM21 39H20V38ZM26 39H25V38ZM31 37V38H30ZM73 37V38H74ZM126 37V38H125ZM143 37V38H142ZM174 37V38H173ZM176 37H177V40H176ZM202 37V36H201ZM215 37H212L213 39L215 38ZM252 37V38H251ZM19 38V39H18ZM33 38H35V39H33ZM43 38V39H42ZM59 38V39H58ZM63 40H62V39ZM145 38V39H144ZM148 39V44H146V41H147V39ZM193 38V39H192ZM215 38V39H216ZM233 38H235V39H233ZM250 38V40L252 41V42H254V44L252 43V42H249V39ZM1 39H5L4 41L3 40H1ZM13 39H15V40H13ZM31 39V40H30ZM48 39V40H47ZM51 39V40H50ZM56 39V40H55ZM61 39V41L62 42H59V40ZM83 39V38H82ZM124 39V40H123ZM137 39V40H136ZM195 39V40H194ZM231 39H232V41H231ZM237 39V40H236ZM9 40V41H8ZM25 40V41H24ZM34 42H33V41ZM45 40V41H44ZM110 40H108V41H110ZM139 40V41H138ZM160 40H162L163 42H165V43H162V42H160ZM178 40H180V41H178ZM194 40V41H193ZM234 40H236L237 42H239V43H237V42H234V45L232 44L233 43V41ZM248 40V41H247ZM36 41V42H35ZM39 42V44H38V42ZM49 41V42H48ZM63 41H65V42H63ZM66 41L68 42V44L66 43ZM72 41H73V43H72ZM94 41H96V42H94ZM117 43H120V45H117L115 42ZM120 41V42H119ZM131 41V42H132ZM145 43H144V42ZM172 41V42H171ZM231 41V42H230ZM15 42V43H14ZM18 42V43H17ZM27 42H29V43H27ZM42 42V44H40ZM80 42V41H79ZM115 44H114V43ZM137 44L138 42H141V43H139V44H137V45H135V43ZM175 42V43H174ZM177 42H180V43H178V45H177ZM245 42V43H244ZM249 43V44H247V43ZM3 43H5V45L3 44ZM9 43V44H8ZM35 43H37V45H35ZM84 43V42H83ZM105 43H108V44H105ZM110 43V44H109ZM143 43V45L141 46L140 44H142ZM159 43H162V44H168L169 45V47L171 48L172 46H173V44H175L174 45V47L177 45V46H179V47H175V49L173 50L172 48H171V51H170V48L168 47V45L165 47V45L163 46L162 44L160 45ZM171 43H173V44H171ZM229 43H231L232 45H233V47H231V44H230V47L228 46V44ZM29 44V45H28ZM71 44V45H70ZM72 44H74V45H72ZM111 44H114V46L116 47V48H113L112 46H111ZM147 45V46H144V45ZM171 44V45H170ZM204 44H206V43H204ZM209 44V45H208ZM214 44H216V45H218L216 42L214 43ZM239 44V45H238ZM245 46H244V45ZM253 45V48H252V45ZM8 45V46H7ZM31 45V46H30ZM34 45V46H33ZM103 45V46H102ZM104 45H106V46H104ZM110 45V46H109ZM159 45V46H158ZM180 45H183V46H180ZM235 45H237V46H235ZM242 45L245 47H243L244 49H242ZM249 45H251V46H249ZM9 46H10V48H9ZM14 46V47H13ZM36 46V47H35ZM42 46V47H41ZM68 46V47H67ZM101 46H102V48H101ZM118 46L120 47H122V49H121V47L118 49ZM133 46V47H132ZM143 46L145 47V48H143ZM157 46H158V50H159V48H160V53L159 52H157ZM161 46H162V48L163 49H161ZM190 45H189V47H191ZM195 46H197V48L195 47ZM221 46H222V44H221ZM234 46H235V48L237 47V49L236 50H234ZM239 46V47H238ZM241 46V47H240ZM23 47V49H21ZM33 47V48H32ZM74 47V48H73ZM109 47H112V48H109ZM137 47V48H136ZM138 47H142L140 50H139V48ZM4 48V49H3ZM38 48H39V50H38ZM136 50H135V49ZM167 48L169 49V50H167ZM182 48H184L183 49V51H182ZM188 48V47H187ZM211 48V49H210ZM251 48H252V50H251ZM10 50V49H12V50H8V51H6V52H4L3 50ZM79 49V48H78ZM100 49V50H99ZM109 49L111 50L112 49V52H110L109 51ZM153 49H154V51H153ZM229 49H233L232 51L230 50L229 51ZM239 49H241V50H239ZM20 50V51H19ZM96 50L98 51V52H96ZM107 50V51H106ZM113 50H115V51H113ZM120 50H122V52L120 51ZM139 50V51H138ZM143 50V51H142ZM165 52H164V51ZM172 50H173V52H172ZM181 50V51H180ZM202 49H201V54H200V52L198 53L199 54V56L202 58H204L205 57V55H202V51H203ZM211 50V51H210ZM244 50V51H243ZM12 51V52H11ZM15 51V52H14ZM37 51V52H36ZM51 51H52V53H51ZM80 51V50H79ZM103 51H105V52H103ZM136 53H135V52ZM143 53H142V52ZM163 51V52H162ZM180 51V52H179ZM184 51H186V52H184ZM188 51H190V53L192 52L195 56H193V54L191 53H188ZM197 51V52H196ZM213 51V52H212ZM217 53H215V52ZM224 51H225V53H224ZM239 51V52H238ZM253 51H254V53H253ZM11 54H10V53ZM14 52V53H13ZM43 52V53H42ZM50 52V53H49ZM94 52H96V54L94 53ZM138 52V53H137ZM140 52H141V55H139L140 54ZM146 53V55H145V53ZM177 52V54H175ZM183 52V53H182ZM194 52H196V53H194ZM230 52H232V53H230ZM236 52L238 53V57L235 55L236 54ZM246 52V53H245ZM252 52V53H251ZM6 53H7V55H6ZM47 53V54H46ZM54 53V54H53ZM103 53V54H102ZM125 53V54H124ZM155 53H153V54H155ZM158 53H159V55H158ZM182 53V54H181ZM184 53H185V55H184ZM216 55H215V54ZM218 53H220V54H218ZM224 53V54H223ZM228 53H230V54H228ZM239 53H241L240 55H239ZM251 53V54H250ZM10 54V55H9ZM52 56H51V55ZM109 54V55H108ZM152 53L150 54V56L151 55H153ZM175 54V55H174ZM186 54H188V55H186ZM234 54V55H233ZM249 54V55H248ZM257 54V53H256ZM39 55H41V56H39ZM45 55V56H44ZM46 55H49V56H46ZM101 55H102V57H101ZM104 55V56H103ZM105 55H106V57H105ZM125 55H127L126 57H125ZM138 55V56H137ZM180 55L181 56H183L182 58L180 57ZM212 55H213V57H212ZM214 55H215V57H214ZM218 55V56H217ZM80 56L81 55H79V57L77 56V57H74V58H80ZM114 56V57H113ZM134 56V57H133ZM179 56V57H178ZM191 56H193V58L191 57ZM229 56V57H228ZM234 56H236L237 58H235ZM252 56V57H251ZM2 57V58H1ZM43 57H45V58H43ZM48 57V58H47ZM100 57V58H99ZM145 57V58H144ZM199 57V58H200ZM243 57V59H241V58ZM51 58V59H50ZM73 58V57H72ZM72 59V61L73 60H75V59ZM111 58V59H110ZM144 58V59H143ZM157 58V57H156ZM181 58V59H180ZM189 58H187V59H189ZM198 58V59H199ZM201 58L199 59V60H201ZM202 58V59H203ZM224 58H226V59H224ZM240 58V59H239ZM93 59H91V60H93ZM104 59H102V61H96V58H95V63L97 62V64H93L94 66L93 67H95V68H93L94 70H93V74H94V72H95V74L93 75V76H95L96 77V80H97V78L99 79L97 82H99L100 80H102L103 79V81H104V77H105V79H106V81L108 82V80H109V77H111L110 75H109V69H110V67H109V69H108V67L107 68H105L104 67ZM121 59V58H120ZM129 59V60H128ZM186 59V60H187ZM205 58H204V60H206ZM234 59H236V61L234 60ZM238 59V60H237ZM3 60V61H2ZM45 60V61H44ZM47 60V61H46ZM50 60V61H49ZM53 60V61H52ZM109 60H110V62H109ZM123 60H121V61H123ZM141 60H143L144 61V64L143 65H141L140 64V62H141ZM190 60V59H189ZM222 60H224L223 62H222ZM226 60V61H225ZM234 60V61H233ZM13 61V62H12ZM15 61V62H14ZM69 61V63L68 64H66L67 62ZM94 61V60H93ZM115 61V60H114ZM133 61V62H132ZM56 62V63H55ZM99 62H102V66H101V64L99 63ZM132 62V63H131ZM139 62V63H138ZM218 62V61H217ZM216 62V63H217ZM224 62H228V65L226 64V63H224ZM233 62H235L236 63V65H235V69L238 71V72H236V71H234L235 69L233 68V67H231L232 66V64H233ZM241 62V61H240ZM3 63H5L4 65H3ZM137 63H138V65H137ZM143 63V62H142ZM168 63H169V65H168ZM222 63V64H221ZM1 64L3 65V66H1ZM105 64V65H106ZM223 64H226L227 65V67L225 66V65H223ZM68 65V66H67ZM96 65V66H95ZM98 65V66H97ZM102 67V68H100V66ZM134 65H136V66H134ZM220 65L221 66H225L224 68L222 67H220ZM6 68H5V67ZM67 66V67H66ZM109 66V65H108ZM139 66H143L144 68L143 69H141V67H139ZM179 66H181V67H179ZM104 67V68H103ZM189 67L191 68L190 69V71H189ZM1 68H3V69H1ZM66 68H67V70H66ZM69 68L71 69V70H69ZM97 68H99V69H97ZM138 68H140V69H138ZM218 68H219V70H221V72L223 73V75H220L221 74V72L219 73V71H218ZM221 68V69H220ZM257 69H258V67H256ZM95 69H96V71H95ZM102 69L103 70H105V71H102ZM170 69H172L171 70V75L172 76H175V75H177L178 74V72H177V74H172V73H176V71H174V72H172L174 69L173 68H170ZM196 69H198V70H196ZM217 69V70H216ZM223 69V70H222ZM232 69V70H231ZM252 71H257L256 69H255V67H253V68H250ZM248 70V71H251V70ZM37 70V71H36ZM108 70V71H107ZM111 70V69H110ZM140 70V71H139ZM227 70H225L224 72H226ZM68 71V72H67ZM139 71V72H138ZM207 71V74L208 73H210L209 75L211 76V74H212V78H213V76H214V74H215V76H216V73L215 72H213V73H211V72H208ZM232 71H234V73L232 72ZM4 72H5V74H4ZM19 72V73H18ZM38 72V73H37ZM237 74H239V75H237ZM240 72V73H239ZM187 73V75H184V74H186ZM231 73V74H230ZM247 73V72H246ZM32 74V75H31ZM66 74H68V75H66ZM88 74V73H87ZM102 74V75H101ZM105 74V75H104ZM189 74V75H188ZM192 74V73H191ZM245 74V73H244ZM195 74H192V83H195V84H190L191 82H190V80L189 79H187V80H189L188 81V83H186V78L185 77H183L182 75V77L184 78V81H185V85L182 83V85H184V86H182L181 85V83H179L180 85H178V82H180L181 81V79H182V77L180 76V75H177V76H179L178 77V79L180 78V80H178L177 79V76L176 77H173V80L175 81V83L177 82V80H178V82L176 83V84H172V87H171V89H172V91H170L171 92V101H176L175 103H178L179 104V106H181L180 105V103L182 104V102L183 101H185V102H183V104L182 105H184V106H187L186 104H188L189 103V106L191 105V107L192 106H194L195 108H198L199 107V109H200V106L202 105V103L203 102H201V101H204L203 100V98H200V97H204V98H206V96H205V92H204V90L205 91H207L206 90V87H209V88H211L209 85H207V84H205V85H207V86H205L204 85V82H201L202 80H199L200 82H198V80H196L195 81V78H197L198 77V75L197 76H194ZM209 75H207V77L209 76ZM234 75H233V77L231 78L230 77V79L229 80H226V83L228 84V85H226V83H224L222 80H219V81H222V82H219V83H217L218 81V77H215L214 79H211L210 77H209V79H210V81L211 80H213L212 82H215V85H216V83H217V85L219 86V84H220V87H221V89H222V87H225L226 86V88L229 86V87H231L232 86V84H233V86H235V87H237L238 85H239V83H240V85H239V87L241 86V88L243 89V88H247V90L249 89V87H247L248 85L249 86H251L252 84H253V82H255V81H253V80H255V79H253V77L254 76H252V79H250V78H248V80H246V82L248 81L250 84H243V83H245V82H243L242 80H244V77L242 78V80H237V77H234ZM6 76V77H5ZM66 76H68L67 78H66ZM104 76V77H103ZM188 76V77H187ZM193 76L195 77V78H193ZM86 77H88V76H85V79H86ZM103 77V78H102ZM130 77V78H131ZM102 78V79H101ZM131 78V79H132ZM175 78H176V80H175ZM234 78V79H233ZM255 78V77H254ZM67 79V80H66ZM68 79H70L69 81H68ZM193 79H194V81H193ZM220 79V78H219ZM231 79H233V80H231ZM238 79H240L239 77H238ZM116 80V81H115ZM183 80V79H182ZM250 80V81H249ZM23 81V82H22ZM39 81V82H38ZM61 81V82H60ZM64 81V82H63ZM69 83H68V82ZM74 81H75V78H74ZM103 81H101V83L102 84H104L105 85V81L103 82ZM115 81V82H114ZM204 81V80H203ZM233 81V82H232ZM41 82V83H40ZM44 82V83H43ZM198 83V86H197V83ZM211 82V83H212ZM228 82H230V84L228 83ZM237 82H239V83H237ZM242 82V83H241ZM247 82V83H248ZM251 82H252V84H251ZM100 83V84H101ZM141 83V84H140ZM199 83L204 87V90H203V87L202 86H200L199 85ZM203 83V84H202ZM29 84V85H28ZM50 86H49V85ZM73 84H76V83H73ZM72 84V85H73ZM107 84V83H106ZM132 84H134L135 85V87L132 85ZM188 84V85H187ZM214 84V83H213ZM238 84V85H237ZM45 85V86H44ZM72 85L69 87L71 90L72 89H74L73 87H72ZM103 85V86H104ZM112 85V86H111ZM137 85V86H136ZM177 85V86H176ZM187 85V86H186ZM193 85V86H192ZM214 85V86H215ZM223 85H225V86H223ZM237 85V86H236ZM5 86H7V87H5ZM10 86V87H9ZM19 86V87H18ZM35 86V87H34ZM49 86V87H48ZM74 86V85H73ZM77 85H75V87H76ZM102 85H101V87H103ZM199 88H197V87ZM4 89H3V88ZM12 87H13V89H12ZM28 87H30V89L28 88ZM47 87V88H46ZM51 87V88H50ZM79 87V86H78ZM105 87V86H104ZM129 87H130V89H129ZM138 87V88H137ZM200 87H201V89L203 90H201L200 89ZM220 87H215L216 89L218 88V89H220ZM228 87V89H225V88H223V89H225V90H219V92L220 93H218V89L217 90H215V91H217L216 93H218V94H222L221 96L223 97V94H224V92H228V90H230V88ZM11 88V89H10ZM17 88V89H16ZM24 88H26V89H24ZM36 88V89H35ZM37 88H39V89H37ZM135 89V92L137 93H134V96H133V92H131L130 90L131 89ZM142 88V89H141ZM11 91H10V90ZM19 89V91H17ZM23 89V90H22ZM49 89H51V90H49ZM68 89V88H67ZM75 89H77V88H75ZM75 89H74V91H75ZM134 89L132 90V91H134ZM138 89V90H137ZM161 89H162V87H161ZM212 89V90H211ZM210 90L211 91H213V92H215L214 90H213V88H211ZM16 90V91H15ZM33 90V91H32ZM36 90V91H35ZM45 90V91H44ZM115 90V92H114V94L117 92ZM125 90V91H124ZM127 90H129V91H127ZM163 91L165 90V89H162ZM162 90H161V92H162ZM174 90V91H173ZM14 91V92H13ZM31 93H29V92ZM67 91H70L69 89L67 90ZM77 91H79V90H77ZM177 91V92H176ZM181 91V92H180ZM200 91V92H199ZM23 94H22V93ZM48 92H50V93H48ZM58 92H59V94H58ZM117 92V93H118ZM130 92V93H129ZM180 92V93H179ZM184 92V93H183ZM185 92H186V94H185ZM190 92L192 93V95L190 94ZM199 92V93H198ZM213 92H211L212 94H214ZM221 92H223V93H221ZM226 92V93H227ZM79 93H80V91H79ZM127 93V94H126ZM128 93H129V95H128ZM145 93L146 92H144L143 93V95H142V97H141V102H142V106H139L140 105V101L139 102H137V103H139V104H136V105H138L139 107H140V112H138V115H139V113H140V115H139V117H138V119H140V123H141V121H142V123H143V120L145 121V113H143V112H145V109H143V108H145L144 107V105H145V103H147L148 102V98H147V94L145 95ZM187 93H189L188 95V97H187ZM196 93V94H195ZM204 94L203 96H201V94ZM230 93V92H229ZM229 93H227V94H229ZM20 94V95H19ZM141 94H142V92H141ZM13 95V96H12ZM15 95V96H14ZM18 95V96H17ZM49 97H48V96ZM138 96V98H136L135 99V96ZM145 95V96H144ZM179 95V96H178ZM194 96V98L195 97H197L198 95L200 96H198L197 98H195V99H197V100H199V98H200V102L199 101H194L193 99H191L192 97ZM206 95H207V93H206ZM217 95V94H216ZM220 95H218V96H220ZM241 95H244L243 93L241 94ZM241 95L240 94H238L237 95V98H239L238 96H240L241 97ZM54 96H56V97H54ZM127 96H125V98H127ZM133 96V97H132ZM136 96V97H137ZM187 97V98H189V99H185V98H183V97ZM208 96V95H207ZM227 97H226V99L227 98H229V99H231L232 97L230 96V95H226ZM229 96V97H228ZM245 96V95H244ZM243 96V97H244ZM252 96H254L253 94H252ZM251 96V94H250V97H252ZM264 96V95H263ZM262 96V97H263ZM11 97V98H10ZM15 97V98H14ZM174 97L176 98V99H174ZM236 97V96H235ZM246 97V100L247 99H249V96H248V98H247V96H245ZM261 97V96H260ZM256 98L255 96L254 97H252V98H250L249 100L250 101H248L247 100V102H245V98L242 100V97L240 98V99H235L234 97H233V99H231V100H236V101H228L229 99H227L226 100V103L227 102H234L233 104L235 105V103H237V105L238 104H240V105H238V107H236L237 105H232V103H230V105L231 106H233V107H236L235 108V111H234V109L233 108H231L230 107V105H229V103H228V105H227V110L229 109V107H230V109H233V113H231L232 111L231 110H229V112H230V114H232L233 116L234 115H236V117L238 118H233L234 119V121L235 120H237V121H241V124H243V123H245V122H247V120L248 119H246L247 117L245 116V115H248V114H246L249 110H251L252 111V109H253V111H255L254 109H256V110H258V108L260 109V107H261V105L263 106V104H264V97L263 98ZM127 98V99H128ZM142 98H144L143 100H142ZM178 98H180V102L177 100ZM181 98H182V102H181ZM13 99V100H12ZM22 99V100H21ZM50 99V100H49ZM112 99L113 100H115V98L112 96ZM184 99V100H183ZM191 99V102H188V100H190ZM208 99L210 100V98L208 97ZM207 98H206V102H208L209 100H208ZM251 99H255L254 101L253 100H251ZM259 99H261V100H259ZM8 102H6V101ZM9 100V101H8ZM147 100V101H146ZM208 100V101H207ZM215 100V99H214ZM237 100H238V102H237ZM256 100H258V101H256ZM1 101H3V102H1ZM10 101H12V102H14V103H11ZM51 101V102H50ZM121 101H123V99H121ZM133 101V100H132ZM145 103H144V102ZM240 101H242L241 103L243 104V105H241V103H240ZM256 101V102H255ZM22 102V103H21ZM193 102V103H192ZM258 102V103H257ZM1 103H2V105H1ZM5 105H4V104ZM52 103V104H51ZM61 103V104H60ZM119 103H120V101H119ZM118 103V104H119ZM144 103V104H143ZM196 103H200L199 104V106H198V104H196ZM246 103H247V106H246ZM9 104H11V105H9ZM50 104V105H49ZM69 104V103H68ZM177 104V105H178ZM194 104V105H193ZM198 106V107H196V105ZM7 105V106H6ZM59 105L62 107V110H60L61 109V107L59 108ZM70 105V104H69ZM115 105V104H114ZM204 105V104H203ZM244 105H245V108H244ZM257 105V106H256ZM10 106V107H9ZM15 106V107H14ZM54 106V107H53ZM229 106V107H228ZM241 106H243L242 108L243 109H245V111H243V112H245V115L242 113V111L239 109V108H241ZM4 107V108H3ZM7 107H9V108H7ZM142 107V108H141ZM188 107V106H187ZM186 107V108H187ZM193 107V108H194ZM203 107V106H202ZM248 107V108H247ZM10 108L12 109V110H10ZM23 108V109H22ZM49 108V109H48ZM192 108V109H193ZM226 108H221V109H224L226 112V115L228 114V111L226 110ZM241 108V109H242ZM250 108V109H249ZM64 109V110H63ZM201 109H204V110H206V109H210V108H201ZM220 109V110H221ZM239 109V110H238ZM47 110H48V112H47ZM76 110H79V109H76ZM144 110V111H143ZM204 110H198V111H200V113L203 111L204 112ZM212 110V109H211ZM211 110H209L211 113H208V111L206 110V112H204L203 113V115L202 114H200V116L202 115V118H204L205 116L207 117V114H208V118L210 117V119H213V117L212 116H215L216 114H221L220 113V110L218 111L217 110V112H219V113H217L216 111L215 112H213V111H211ZM223 110V111H224ZM237 110V111H236ZM248 110V111H247ZM49 111H50V114H49ZM143 111V112H142ZM239 111V113H240V111H241V113L246 117H244L246 120H245V122L243 121L244 119L242 118V116H240V115H242L241 113L239 114V113H237L238 114V116H237V114L235 113V112H238ZM247 111V112H246ZM251 111H249V113L251 112ZM252 111V112H253ZM3 112H4V114H3ZM10 112V113H9ZM59 112V113H58ZM213 112V113H212ZM224 113V112H223ZM224 113V114H225ZM235 113V114H234ZM5 114H7V115H5ZM9 114V115H8ZM49 114V115H48ZM52 114V115H51ZM206 114V115H205ZM210 114V115H209ZM212 114H214V115H212ZM212 115V116H211ZM144 116V117H143ZM11 117V118H10ZM37 117V118H36ZM205 117V118H206ZM212 117V118H211ZM227 117L232 121V118H231V116H229V114L227 115ZM235 117V116H234ZM239 117H241V119H239ZM261 118H262V116H261ZM261 118L260 117H258V119H260L261 120ZM255 119H257V118H255ZM254 119V120H255ZM218 120L219 119H216V121H217V123L219 124V122L221 121H219L218 122ZM99 120H97V122H95L96 123V125H98V124H100V123H102L101 121H99ZM233 121V122H234ZM257 123V127H259L258 129L259 130H257V129H255V128H257V127H253V126H255L256 124L255 123H253V124H250V123H248L249 125H251V126H249V125H247V123H245V127L243 126V125H239L240 123H238V127H237V123H235L234 122V125L235 126H232V125H227V123H225V124H223V125H221V127L223 126V128L221 129L220 128V130H223L224 129V133L225 132H227V135H225V136H221L222 138H225V139H223L222 140V138L220 137V138H218V141L216 140V141H212V140H210L209 138H207L208 137V135H207V137H206V140L208 141H206L205 143H204V145L206 146V145H208V143L209 142H211V143H209V145L211 144L212 145V143H213V145L211 146L212 148H214V149H212L213 150V152L216 154H214V159H212V161H211V166H212V168H211V176H213V178L214 179H216L215 181H219V184L220 183H222V184H220L219 186L217 185L216 187H214L215 185H213V186H209L208 185V187L210 188V189H212V190H209L207 193H209V194H207V195H211L210 193L212 192V196H213V198H216L215 200L212 198V197H208L207 199L208 200H206V202H205V204L207 203V202H209L208 204H210V205H215V203L216 204H219V209H221V210H223L222 208H224L225 207V209L222 211V213H221V215L222 214H224L225 213V216L223 217V220H224V226H226L224 229H225V233L224 234H222L221 233V231H220V226H218V224H214V226H210V223H209V221H208V219H207V215L209 216L210 215V213H209V211H211V209L213 210V208H206V209H204L203 210V212L201 213V214H198L199 216H197V220H196V222H197V225H196V223L195 224H193L194 225V227H196V230L194 231V229H193V238H192V240H191V243L190 244H192V246L191 247H189V245H187V244H184L183 242H180L179 240H176V239H172V240H166L167 238H166V236L164 235V233H162L161 232V230H160V227L158 228V225L156 226L157 227V229H156V232H159V233H157L156 234V236H155V241L153 242V244L151 245V248H150V246H148V247H140V243L141 242H139V240L140 241H142V237L143 236H141V234L137 237L138 239L136 240L137 241V243H136V245H137V247H139V249L136 247L135 249H131V251H130V254L129 255H127L126 256V260H124V263L125 264H175L174 263V260H176V259H178V258H183V259H185L186 261H187V264H206L205 262L207 261V260H214V261H216L215 262V264H264V124H263V122H262V120L259 122V120H255ZM254 121V122H255ZM262 122V123H261ZM135 122H133L132 123V126H131V124H129V125H124V126H122L121 127V130H120V132H114L113 131V127H112V125H110L109 127H107V129L105 128V130L104 129H102V130H100V131H98V132H96V136L94 135L95 133V131H92L93 129H92V127H90L89 125H91V124H89V125H87V126H89V127H87V130L89 129V134H90V142H94L95 140V143H94V147H93V145H90V144H88L87 146L89 147H93V149H95V150H93L92 148H88V147H86L85 146V148H87V150L85 149V151L84 152H86V154H88V158L86 159L85 157H83L84 158V161H83V158H76L75 157V159H74V161H71L69 164L68 163H64V161L65 160H63L62 161V159H60V161H59V159H57L58 161H51V162H49V166H50V168L51 169H49L48 170V172H49V176H52V183H51V188H47V187H49V185L48 186H46L45 188H41V190H39V193L40 194H37L36 196L38 197V196H41V199H44V197L46 198L47 196H43V194L44 193H46V195H49V197L48 198H46V199H44L43 200V202H42V204H41V207L42 208H44L43 210H44V214H43V218H41V219H39V220H37L38 218L37 217H35V220L36 221H34V228H36L35 230V232H33L34 234H37L38 236H40L42 233H41V231L43 232V234L45 235V233H46V235L45 236H47V237H49V236H51V234H53L54 235V233L56 232V234H60L61 232H63L62 234H65L66 233V212H65V208H61V213L59 212V213H54V211H52V210H54V208H55V205H58V203L56 204L55 203V201H57V200H61L60 201V203H59V205H61V206H63V205H65L66 204V199L68 198V196H61L62 195V193L63 192H65L64 190H66V185L67 184H69V183H79V186H86L87 188H93V189H95V186L96 187H101V189L103 190L105 187V189H108V190H110L111 188H114L115 186H117L119 183V185H123L124 187H130V188H132V189H134L135 191L136 190H138V189H140V188H142V187H144L145 185V181H146V177H145V175H144V173L147 171V167H148V165H149V162L147 161V158H146V153H147V148L145 149L144 147V142H143V145H141L142 144V141H143V139L145 138L144 136H142V135H140V136H137L136 134L137 133H134V132H137L138 130V128H143V124L141 123V125L138 127V126H136L135 124H134ZM134 124V125H133ZM220 124H222V123H220ZM263 126H261V125ZM247 125V126H246ZM259 125V126H258ZM92 126V125H91ZM94 126V125H93ZM127 126V127H126ZM239 126L241 127L240 129H239ZM251 127V128H249V127ZM111 127H112V129H111ZM132 127V128H131ZM138 127V128H137ZM219 127H220V125H219ZM225 127V128H224ZM236 127V128H235ZM67 128V129H66ZM123 128V129H122ZM125 128H127L125 131H124V129ZM232 128V129H231ZM248 128V129H247ZM254 129L255 131H251V129ZM92 129V130H91ZM110 129V130H109ZM130 129V130H129ZM235 129V130H234ZM238 129V130H237ZM252 129V130H253ZM51 130V127H50V129H49V131ZM59 130V131H58ZM67 130V131H66ZM109 132H108V131ZM135 130V131H134ZM233 130V131H232ZM121 131H123V132H121ZM130 131V133H128ZM238 131V132H237ZM258 131V132H257ZM260 131V132H259ZM66 132H68V133H66ZM126 132L128 133V134H126ZM131 132H133V133H131ZM231 132V133H230ZM98 133V134H97ZM107 133V134H106ZM111 133V134H110ZM235 133V134H234ZM249 133V134H248ZM252 133V134H251ZM19 134V135H18ZM57 134V135H56ZM106 134V135H105ZM131 134V135H130ZM135 134V135H134ZM141 134V133H140ZM143 134V133H142ZM226 134V133H225ZM258 134V135H257ZM260 134V135H259ZM28 135V136H27ZM56 135V136H55ZM60 137H59V136ZM124 135V136H123ZM249 135V136H248ZM256 136V138L254 137V136ZM70 136V135H69ZM73 135H71L70 136V139L72 140L74 137H72ZM78 136H79V134H78ZM93 136H94V139H93ZM106 136V137H105ZM105 137V138H104ZM108 137V138H107ZM125 137H126V140H125ZM131 137V138H130ZM144 137V138H143ZM251 137V138H250ZM255 139H254V138ZM261 137H263V138H261ZM92 138V139H91ZM133 138V139H132ZM258 138V139H257ZM57 139V140H58ZM110 139H111V141H110ZM115 141H114V140ZM123 139V140H122ZM222 141H221V140ZM261 139V140H260ZM70 140V141H71ZM79 140V139H78ZM91 140H93V141H91ZM120 140H122V141H120ZM125 140V141H124ZM130 140H132V141H130ZM135 140V141H134ZM250 140V141H249ZM77 141V140H76ZM75 140H74V142L73 143H75L76 142ZM80 142H81V144L83 143V145H86L87 144V141H85L84 139H80L79 140ZM83 141V142H82ZM128 141H130V142H128ZM140 141V142H139ZM145 141V140H144ZM205 141V140H204ZM204 141H202V142H204ZM221 141V142H220ZM112 142V143H111ZM123 144H121V143ZM135 142H136V144H135ZM140 143V145H139V143ZM220 142V143H219ZM247 142V143H246ZM69 143V142H68ZM77 143H79L78 141H77ZM84 143H86V144H84ZM97 143V144H96ZM118 143L120 144V145H118ZM130 143V144H129ZM214 143H218V144H215L214 145ZM92 144V143H91ZM114 144L116 145V146H114ZM251 144V145H250ZM96 145V146H95ZM111 147H110V146ZM118 145V146H117ZM208 145V146H209ZM218 145H219V147H218ZM257 145V146H256ZM29 146H30V143H29ZM56 146H57V148H56ZM213 146H215V147H213ZM259 146V147H258ZM18 147V146H17ZM114 147V148H113ZM142 147H143V149L145 150H143L142 149ZM210 147V148H211ZM256 147V148H255ZM50 148H51V150H50ZM53 148H55V149H53ZM109 148V149H108ZM115 149V153L113 154V153H111V151H113L114 152V150L113 149ZM136 148V149H135ZM219 148H221V149H219ZM251 148V149H250ZM104 149H105V151L107 152H105V154H102V155H98V154H101L102 152H104ZM216 149V150H215ZM223 149V150H222ZM1 150V149H0ZM3 150V149H2ZM1 150V151H2ZM90 150V151H89ZM97 150V151H96ZM103 150V151H102ZM110 150V151H109ZM119 152H118V151ZM138 150V151H137ZM215 150V151H214ZM96 151V152H95ZM217 151H219V152H217ZM223 151V152H222ZM45 152V151H44ZM45 152V153H46ZM50 152H48V154H50ZM93 152H95L96 154H94ZM99 152V153H98ZM5 153V150H3L2 151V154H4ZM118 153V154H117ZM219 153V154H218ZM223 153V154H222ZM248 153V154H247ZM31 154V155H30ZM90 154V155H89ZM109 155V158L107 157V156H105V158H106V160H108L109 161V163H105L106 164V166H104L105 167V170H102V171H104V172H102L101 171V169H103V165L101 166V164L105 161V158L103 159L102 157H103V155ZM119 154H121V155H119ZM127 154V155H126ZM138 154V155H137ZM96 155V156H95ZM115 155V156H114ZM219 155V156H218ZM100 156V157H99ZM12 157H14V156H12ZM37 157H39L38 159H37ZM51 157V156H50ZM99 159H98V158ZM122 157L126 160H123L122 159ZM217 157V158H216ZM42 158V157H41ZM73 158H74V156H73ZM102 158V159H101ZM114 160H112V159ZM116 158V159H115ZM128 158V159H127ZM246 158V159H245ZM254 158V159H253ZM15 159H16V157H15ZM14 159V160H15ZM34 159V160H33ZM49 159V158H48ZM80 159V160H79ZM91 159V160H90ZM98 159V161H101V163L99 162L98 163V161L96 162V160ZM120 159V160H119ZM245 159V160H244ZM91 161L92 163H90V162H88V166H87V168H90V165L92 164V166H93V164L95 165V163H96V167H92L91 166V168H90V171H88L89 169H85V171H87V172H85V173H79V172H77V174L76 175H74V176H76V177H79L80 178V176L81 175H86V179L85 178H80V179H77L76 177L75 178H73V180H69V177H70V174H71V170L73 171H75V169H76V167L78 168L80 165H83V162H84V164L87 162V161ZM104 160V161H103ZM79 163H78V162ZM81 161V162H80ZM107 161V162H108ZM123 161V162H122ZM163 161V160H162ZM204 161L205 160H202V162L201 163H204ZM240 161H242V163H243V166L241 165V162ZM75 162V163H74ZM114 162H116V163H114ZM148 162V163H147ZM78 164V165H75V164ZM126 163V164H125ZM60 164V165H59ZM90 164V165H89ZM98 164V165H97ZM116 164V165H115ZM69 165H71L70 166V168H72L71 170H69V167L68 166ZM111 165V166H110ZM121 165H122V167H121ZM138 165V166H137ZM213 165H216L215 167L213 166ZM241 165V166H240ZM126 166V167H125ZM234 166H235V168H234ZM110 169H109V168ZM118 169H117V168ZM19 168L21 169V171L25 174V176L27 177H25L26 179H28L29 177L31 178V175H32V173L31 172H33L32 171V168L31 167H26V166H24V165H21V166H19ZM30 168H31V170H30ZM94 168V169H93ZM116 168V169H115ZM127 168V169H126ZM129 168V169H128ZM145 168H146V170H145ZM107 169V170H106ZM216 169V170H215ZM218 169H219V172H218ZM239 169V170H238ZM94 170V171H93ZM124 170H126V171H124ZM95 171H96V173H95ZM111 172V173H108V172ZM119 171V172H118ZM239 171V172H238ZM47 172V173H48ZM89 172V173H88ZM97 172H98V174H97ZM115 172H116V174H115ZM127 172V173H126ZM214 172H216V173H214ZM123 173V174H122ZM33 174H34V172H33ZM51 174V175H50ZM93 174V175H92ZM101 174V175H100ZM109 174V175H108ZM120 174V175H119ZM214 174V175H213ZM218 174H219V176H218ZM223 174V175H222ZM234 174V175H233ZM95 175V177H93ZM117 177H116V176ZM133 176V177H132ZM93 177V178H92ZM102 179H101V178ZM121 177V178H120ZM198 177H200V175H198ZM216 177V178H215ZM220 177H221V179H220ZM28 179V180H30L29 182H32V179ZM100 178V179H99ZM125 180H124V179ZM116 179V180H115ZM119 179V180H118ZM224 179H226V180H228V179H230V180H228L229 181V183H228V181H224ZM95 180V182H93ZM98 180V181H97ZM73 181V182H72ZM119 181V182H118ZM121 181V182H120ZM223 181V182H222ZM97 182V183H96ZM101 182V183H100ZM118 182V183H117ZM139 182V183H138ZM117 185H116V184ZM225 183V184H224ZM99 184V185H98ZM101 184V185H100ZM103 184V185H102ZM109 185H111V186H109ZM231 185V186H230ZM109 187V188H108ZM50 189V190H49ZM56 192H58V193H56ZM137 192V191H136ZM41 193H43V194H41ZM214 193H216V196H215V194ZM217 193L220 195H217ZM226 193H228L227 194V196L225 195ZM136 194H135V192H134V195L131 197V198H133L134 196H135ZM35 196V197H36ZM43 196V197H42ZM218 196V197H217ZM245 196V197H244ZM85 197V196H84ZM83 197V198H84ZM136 197L137 196H135L134 197V199H136ZM178 197H180V195L177 193V192H175L174 193V200L176 199V198H178ZM86 198V197H85ZM106 198H108L107 196H103V197H100V198H98L97 199V202H100L101 200H104V199H106ZM212 198V199H211ZM223 198V199H222ZM248 198V199H247ZM65 199V200H64ZM134 199H132V200H134ZM54 200V201H53ZM214 200V201H213ZM222 200V201H221ZM226 201L227 202V200L229 201L228 203H226L227 205L225 206V205H223V201ZM240 200V201H239ZM244 201V202H243ZM247 201V202H246ZM63 202V203H62ZM222 202V203H221ZM239 202V203H238ZM258 202V203H257ZM45 203V204H44ZM249 203V204H248ZM35 203H33V205H34ZM221 204V205H220ZM230 205V206H229ZM233 205V206H232ZM258 205V206H257ZM143 206V212H146L147 210H146V206L143 204L142 205ZM57 207V206H56ZM202 207H204V206H202ZM221 207V208H220ZM242 209V210H241ZM36 210V209H35ZM229 210V211H228ZM55 214V215H54ZM203 214V215H202ZM213 214V213H212ZM144 215V214H143ZM200 215H202L203 217L200 219H198V217H200ZM239 216V217H238ZM215 216H213V221H217V220H215V218H214ZM52 219V220H51ZM238 219V220H237ZM54 220V221H53ZM51 221V222H50ZM260 222V223H259ZM218 223V222H217ZM226 223V224H225ZM254 224V225H253ZM259 224V225H258ZM192 225V226H193ZM38 227V228H37ZM193 227V228H194ZM256 227V228H255ZM93 228V227H92ZM54 229V230H53ZM56 229H57V231H58V233H57V231H56ZM59 229V230H58ZM87 230H90L91 231V227L89 226V229L88 228H86ZM94 229V228H93ZM92 229V230H93ZM47 230H49V231H47ZM160 230V231H159ZM46 231V232H45ZM51 231H53V232H51ZM172 230H170L169 231V233L171 232ZM49 232V233H48ZM162 234V235H161ZM233 234L235 235V237H236V239L234 238V236H233ZM65 236H66V234H65ZM65 236H63L62 238H63V241H62V238H58V240H56V241H54V242H52L51 244H49L48 245V247L46 246H44V244H42V242L43 241H45V239L44 240H42L43 239V237H40V238H36L35 240H34V242L36 243L34 246H33V248H38V251L35 253L34 252V255L32 254V252H30L29 251V253L27 254V256H26V258H30V257H33V259H34V257L35 256H40V255H42V253H43V255H47V253H48V256L46 257V261L48 260L49 261V263L48 264H51V263H53V261H54V263H56L58 260V264H66V237ZM221 236V237H220ZM227 236V237H226ZM233 236V237H232ZM77 236H75L74 237V239L76 238ZM139 237H141V239H139ZM220 238H222L221 239V241H220ZM225 238V239H224ZM224 239V240H223ZM239 239V240H238ZM60 241V242H59ZM71 240H69V242H70ZM168 241V242H167ZM179 241V243H177ZM223 241V243H226V245H228V246H226L225 244H222L221 242ZM225 241V242H224ZM239 241H241V243L242 244H238V242ZM220 242V243H219ZM229 242H231V243H229ZM58 243V244H57ZM28 244V245H27ZM54 244H55V246H54ZM138 244H139V246H138ZM161 244V245H160ZM26 247H28V248H30L29 250H33V248H32V240H28V243H26V244H24ZM30 245V246H29ZM219 245V246H218ZM224 246V248H227V247H230V249L228 248V249H225V251L224 250H222V248L223 247H221V248H218V247H220V246ZM240 245H242L241 247H240ZM142 246V245H141ZM161 246H164L165 248H170L167 252H161V253H159L158 252V250H156L158 247H161ZM236 246V247H235ZM240 248H239V247ZM250 246V247H249ZM17 247V246H16ZM153 247V248H152ZM172 247V248H171ZM187 247H189V248H187ZM234 249V248H237L238 250L236 251V249L235 250H232V248ZM32 248V249H31ZM35 248V249H36ZM173 248H175V251L176 252H174V251H172L173 250ZM50 249V250H49ZM53 249V250H52ZM146 249V250H145ZM172 249V250H171ZM216 249V250H215ZM252 249V250H251ZM254 249V250H253ZM149 250H150V252H149ZM171 250V251H170ZM227 250V251H226ZM257 250H258V252H257ZM18 251H20V250H18ZM46 251V252H45ZM48 251V252H47ZM52 251H53V253L55 254V257H53V259H52ZM133 251V252H132ZM216 251H219L218 253L219 254H222V255H220V256H222V257H220V258H218V256L216 257L215 255V252ZM224 251V252H223ZM51 254H50V253ZM221 252H223V253H221ZM174 253H175V255H174ZM180 253V254H179ZM50 254V255H49ZM178 254V255H177ZM56 255H57V258H56ZM177 255V256H176ZM165 259V260H164ZM57 260V261H56ZM103 260V259H102ZM56 261V262H55ZM126 261V262H125ZM63 262V263H62ZM29 264H36V261L33 263V262H29Z\"/></svg>", "mask_w": 264, "mask_h": 264}]
</instances>
